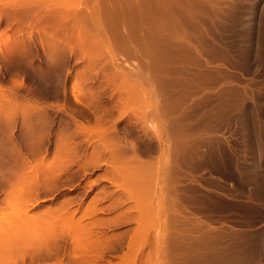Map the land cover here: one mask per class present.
Listing matches in <instances>:
<instances>
[{
	"label": "rangeland",
	"instance_id": "rangeland-1",
	"mask_svg": "<svg viewBox=\"0 0 264 264\" xmlns=\"http://www.w3.org/2000/svg\"><path fill=\"white\" fill-rule=\"evenodd\" d=\"M4 1L5 0H0V11H1L0 12V218H1L0 221L3 220L1 217L3 215L1 213L4 211V209L6 210L5 207L8 206L7 202H8V204H10L9 202H11V200H13L15 197L18 196V195L17 196L14 195L15 196L14 198H12V199L10 198V195H13L12 193H15V190L17 193L19 192V190L20 191L22 190L21 194H23V192H24V196L21 195L22 199L20 201H22L23 206H24V204H26L30 208V209H27V208H25V206L23 207L22 203L20 205L19 200L17 198H15L16 200L15 199L13 200L15 206L19 205L16 207L14 206L15 209L16 208L18 209L20 206H21V208H20L21 211L24 209L21 213L22 214L21 217H23V214H27V215L32 214V216L29 215L30 218L26 217L27 215L23 217V219L29 218V220H26V219L24 220L26 222L25 226L26 227L28 226L27 228L26 227L24 228L23 222L21 223L20 220L22 218L19 219L22 226L20 225V223H18V221L15 222V224L18 223L19 227L17 225H15L14 222H12L13 225L17 226L16 228H14L12 230L14 233V236H13L12 231L10 232V230L15 226L10 225L11 223L10 224L7 223L8 224L7 227L13 226L10 230L8 229L9 233H7L6 232L7 229L4 230L6 226L3 225V223L7 219L4 222L1 221L0 225L2 224L3 226H5L4 229L3 228L2 229L8 235L5 232L1 234V237L3 236V238H0V264H17V263H19V264H43V263L44 264H48V263L49 264H51V263L52 264H60L61 260L64 261V262L62 261L63 264H68V263L69 264H81V262L84 260V257H86L88 259H87V261L84 260V262H82L83 264H94L93 262L96 261V259H98L100 261L97 260L95 262V264H105V263L106 264H108V263L109 264H117L118 262L120 263L121 260L125 263L129 262L131 264H134V263H132V261L130 259L131 257L129 258L130 260L127 261L128 259L126 257H128V256H126V254L130 253V255H132L131 253L140 252L139 250L142 249L141 247H138V246L132 247V245H131V247H132L131 248L130 244H133V245L136 244V243H134L136 240L135 237H137L136 235L138 234V230H139L138 227L140 226V225L139 226L137 225L139 223L138 213L140 214V212H141V211H139L140 210L139 207H141V206L143 207L144 205H146L144 207H146L147 211H149L148 215L149 214L153 215V216H150V218L153 220L155 219L156 221L155 220L154 221L153 220L148 221V223L150 222V224L148 225L149 230L147 229V231H149L148 241L146 242L145 247L143 248V250H144L143 252L147 256L144 253L138 254V255H140V259L138 258L139 256L137 257L138 258V260H137L138 264L140 262H142L143 264H145L147 262H148L147 264H191V263H193V264H264V187H263L264 186V0H213V2H212L213 4H211V2L208 4L209 0H208V2H206L207 0L205 2L203 0L204 4L205 3L208 4V5L205 4V6L207 5L209 8L211 7V9H208L207 6H206L207 8L205 9L203 3H202L203 7H200V3L202 2L201 0H200L201 2L199 1L200 3L197 2V3H199V6L196 3V1L193 0L194 4H196L198 6V9L203 8L204 10L203 9L195 10L196 5L194 6L193 4H191V3H193L191 0H189V1L188 0H186V1L176 0L177 1L176 3H175V0H149V1L145 0L146 2L148 1V3L150 2V4H148V5H146V2L144 3V0H133L132 2L133 3L136 2L134 4H137L135 6V8H136L135 10H137V11L139 10V13H141L144 10L143 7H145V5L149 8V10H147L148 8L145 7V9L147 11H144V12L146 13L147 16H145L144 15L145 13L142 12V15L144 17H147L146 19L144 18L145 22L143 20L140 22H139V20H137L136 21V23H137L136 30L132 29L133 25H131L132 26L131 29L128 28L129 31L131 30L130 32L136 31L135 32L136 35L133 34L137 37L136 39H135V37L133 38V36H131L132 33L129 36L128 34H130V32L127 34L128 31L126 30L127 24H128V26H130V24H136L134 21L135 17L132 18L134 16V14H133V16H131V19L133 21L131 19H129L127 16H125L124 14H122V13H124L125 9H126V11H127V9H128V11H129V9L130 10L134 9V7H132L131 5H130L131 8L129 6H128V8L126 7L129 4V2H128L129 0H123V1L113 0L114 2L113 1L108 2V0L107 1L103 0L101 2L99 1L101 4L100 3L98 4V1L96 2L95 0H92V2L90 0H69V1L65 0L64 2H63V0L62 1L61 0H55V1L54 0H47V1L36 0L38 2L40 1V3H38L39 5H37V6L35 5L37 13L40 11L39 9H43L41 12H39L41 14L38 13L40 18L38 19V15L36 16L33 12L30 14L32 16L29 15L30 12L29 13L25 12L24 16H23V13L21 14L22 15V17H21L22 21L20 20V22H19L20 24H18V22H17V20L19 21L18 17H16L17 15L11 17L12 15L8 13V11L10 9L8 10V7H6L8 5L7 3H10L9 4L10 8L15 7L14 5H12V7H11L13 0H11V1L6 0V2H4ZM19 1H21V0H19ZM30 1H33V2H30ZM36 1L35 0H28V1L23 0V1H21L22 5H23L22 7L25 9L32 8L34 10V8H35L34 4L35 3L37 4ZM59 1L62 4L58 3ZM49 2H52L51 3L52 5ZM66 2H67V4H66ZM93 2H95V4ZM102 2H105V3H102ZM125 2H126V4H125ZM127 2H128V4H127ZM138 2L140 4L142 3L141 5H144V4L145 5L141 6ZM165 2H167L168 4H166ZM178 2H179V5L182 2L183 3L179 6L177 4ZM4 3H5V8H7V9H4V7H2ZM17 3L19 4L20 2H18V0H17ZM63 3H65L66 6H64L65 4L63 5ZM124 4L126 6H124ZM130 4H132L131 0H130ZM161 4H163V5H161ZM175 4L178 5V8L176 7ZM189 4H191V6L193 5L195 7L194 8L192 6V8H194L193 9L194 12L198 11L195 14H197V15L200 14V16L202 15L201 13H203V15L208 14L209 16H211V18H213V19H210V17L208 15H206L208 17V21L209 20H213V21L208 22L207 18L203 19L206 16L203 17V15H202L203 18L198 17V19H197L198 21H200L202 19V21H200L199 23H198V21L197 22L193 21L194 22L193 23L191 18H190V22H191V24H190L188 22L189 19H187V18L191 17V15L185 19V16L189 15L186 13V11H189V9H190L191 12H193ZM15 5L17 6L16 3H15ZM40 5L42 6V8ZM46 5L48 7L47 11H46ZM62 5H63V9H62ZM174 5L176 8L171 7ZM43 6L45 8H43ZM54 6H55V8H54ZM85 6H86V9H85ZM187 6H189V7H187ZM91 7H93L92 11H90ZM106 7L108 9L110 8L109 9L110 12H108ZM113 7H116V8L114 9ZM214 7H215V9H214ZM1 8H2V10H1ZM49 8H50V10H49ZM94 8H96V9H94ZM104 8H106L107 11H105ZM123 8H124V11L122 10V13L120 12L121 16L124 15L123 18H121L119 12H118L117 16H113L111 14V12L114 13L115 12L114 10H116V9H117L116 14H117V11H119V10L121 11V9H123ZM186 8L187 9L189 8V9L187 10ZM216 8H218V9H216ZM219 8H220V10H219ZM3 9H4V11L7 10V13L9 14V16H8V14L6 15V11L3 12ZM13 9H11L10 11H14ZM74 9H76V12H78V13H76ZM81 9H83V10L81 11ZM176 9H178V10H176ZM58 10L62 11L63 14ZM66 10L68 11L67 13H66ZM70 10H72V11H70ZM77 10H80V11H77ZM96 10L98 12H96ZM140 10H141V12H140ZM184 10H185V12H184ZM211 10L213 12H211ZM88 11L90 12V14ZM102 11H104V12H102ZM128 11L125 12V14L128 13ZM137 11L134 13L139 14ZM199 11H200V13H199ZM205 11H207L208 13ZM215 11H217V12H215ZM53 12H55V13H53ZM69 12H71L70 17L72 16L71 14L75 12V14H74V18L76 17L75 20H74L73 16L71 18L69 17V19H68ZM95 12L97 15L95 14ZM131 12H133V11L131 10ZM183 12L185 13V16H184ZM46 13H48V14H46ZM64 13H65V15H64ZM81 13H82V15H81ZM104 13L106 14L105 16H104ZM181 13L183 16H181ZM66 14H68V16ZM77 14H79V15H77ZM92 14L96 15V17L93 16ZM129 14H130V11H129ZM137 14H135V16ZM220 14H221V16H220ZM3 15H4V17H3ZM87 15H89V16L86 17ZM108 15H111V17L112 16L113 17L111 19H108V18H110ZM214 15L216 16V18ZM217 15L220 17H218ZM227 16L228 17L230 16V17L227 18ZM14 17H16V18L13 19ZM116 17L117 18L120 17V18L117 19ZM126 17H127V19L124 20V18H126ZM137 17H136V19H137ZM139 17H142V16L139 15ZM139 17H138V19H139ZM239 17H241L242 19ZM77 18H79V19H77ZM85 18L87 20H85ZM106 18H107V20H106ZM113 18H115V20ZM182 18H184V19L182 20ZM46 19H47V22H46ZM83 19H84L85 23L83 22ZM128 19H129V21H128ZM141 19H143V18H141ZM76 20L78 23L76 22ZM147 20H149V21H147ZM203 20H204V22H203ZM226 20H227V22H226ZM30 21H31V23H30ZM48 21H50V23ZM114 21H116V22L114 23ZM121 21H122V23H121ZM131 21L134 23H132ZM79 22H81V23H79ZM93 22H95V23H93ZM118 22L120 24H122V26H119ZM195 22H196V24H195ZM210 22H212V23H210ZM236 22H238V23H236ZM35 23L37 25H35ZM41 23H42V25H41ZM86 23L90 27L89 26L87 27ZM96 23H97V25H95ZM203 23H205L204 26H203ZM114 24H116V25H114ZM208 24H211L213 27L208 25ZM8 25H9V27H7ZM14 25H16V26H14ZM17 25H19V26L17 27ZM205 25H207V27ZM35 26H37V27H35ZM69 26H70V28H69ZM74 26H76V27L78 26L77 31H75L76 27H74ZM83 26L85 29L83 28ZM94 26H96V27H94ZM109 26H110V28H111V26L113 28L115 27L116 29L114 28V30H117V28H119V29L122 28V29L121 30L118 29L119 31H117L118 32L117 33L116 31L112 30L113 28L110 29ZM97 27H98V29H96ZM44 28H47V29H44ZM87 28H94V30L96 29L95 30L96 32H94L93 29H87ZM107 28H108V32L110 31V33L107 32V30H106ZM123 28H126V29H123ZM197 28H198V30H197ZM199 28H201V29L199 30ZM4 29H5V31H4ZM146 29L147 30L151 29L152 32H151V30L147 31ZM243 29H245V30H243ZM13 30H15V31H13ZM28 30H30L31 32ZM48 30H50V31H48ZM67 30L69 31V33ZM88 30L89 31L91 30V31L89 32ZM57 31H58V33H57ZM65 31H67V32H65ZM99 31H100V33H105L106 35L104 34V36H103V34H100ZM121 31H125L126 35L123 33L125 35L124 36L122 33H120ZM140 31H142V33H140ZM7 32L10 34L6 35V34H8ZM18 32H20V33H18ZM70 32H72V33H70ZM86 32H88V34ZM91 32H92V34H91ZM75 33L77 35H75ZM93 33L94 34L98 33L100 36L96 35V34H95V36H93ZM119 33H120V35H119ZM145 33H146V35H145ZM209 33H211V34H209ZM219 33H221V34H219ZM14 34H16V35H14ZM194 34H196V35H194ZM200 34L202 36V39H201ZM19 35H20V37H19ZM78 35H81V37ZM89 35H91L92 37ZM127 35L130 38H132L131 40L135 39L136 44L133 41H132L133 43L130 42L129 37H127ZM8 36H9V39L11 42H13V41L15 42V40H16L17 42H15V43H17L18 45L15 44L14 42H13L14 44L9 45L11 42L6 41V37L8 39ZM12 36L14 39L12 38ZM106 36L108 38H105ZM116 36H117V38H116ZM119 36L121 38H119ZM138 36H140L141 38H139ZM72 37H74V38H72ZM87 37L88 38L90 37L91 40H90V38L88 40ZM109 37H111V39ZM114 37H115V39H114ZM124 37H126V39H123ZM148 37H149V39H148ZM79 38L80 39L82 38V39L80 40ZM85 38H87V39H85ZM169 38H171V39H169ZM174 38H175V40H174ZM92 39H93V41H92ZM96 39L97 40L99 39V41H97L98 43H96ZM105 39H106V41L109 39L108 40L109 43L107 42L108 46H106V44H105V42H106ZM112 39H113V41H112ZM121 39H123L122 42H121ZM157 39H159V40H157ZM161 39H163V40L161 41ZM168 39H169V41H167ZM192 39H194V40H192ZM29 40L31 43L29 42ZM100 40H101V42H100ZM102 40L104 41L105 45H103ZM125 40L127 42H125ZM24 41H26V43ZM63 41H64V44L62 43ZM85 41H87V42H85ZM205 41H207V42H205ZM211 41L214 43H212ZM7 42H8V44H6ZM20 42L22 43V45L20 44ZM76 42H78V44ZM128 42H129V44H126ZM137 42H139V43L137 44ZM187 42H189V43L187 44ZM218 42L220 43V45ZM57 43H58V45H56ZM61 43L63 46L61 45ZM92 43L94 45H96V44L101 45L102 44L101 46H103V47L100 46L101 47L100 48L98 45H96L93 48ZM140 43L141 44L143 43V44L141 45ZM158 43H161V44H158ZM190 43L192 45L195 44L196 47L199 46L198 48L200 50L201 49L202 50L201 51L199 49H198L199 51L196 50L197 48L195 46L192 47V45ZM197 43H198V45H197ZM68 44H69V46H68ZM148 44H149V46H150V44H152L153 45V46L151 45L152 48H150L151 46L148 47ZM170 44H171V46H170ZM202 44H204V45H202ZM15 45H16V47H15ZM66 45L68 46L67 47L68 49L66 48ZM82 45H84L83 48H86L87 50L83 49ZM87 45H89V47H87ZM176 45H178V46H176ZM188 45H190L191 48L195 49L197 52L195 53V51L193 52V50L192 51L188 50L189 49V48L187 49ZM11 46H12V48H11ZM30 46H32V47H30ZM122 46H123V48H122ZM126 46H128V48ZM180 46H182V47H180ZM6 47H7V50L9 48H11V50L9 49L7 51ZM61 47H63V48H61ZM96 47L99 49L97 50ZM120 47L122 49H120ZM137 47L139 49H142V48L143 49L140 51ZM200 47H202V48H200ZM220 47H222V49H220ZM79 48H81L82 50ZM145 48H148V49H145ZM179 48H180V50H179ZM181 48H183V50H181ZM20 49L21 50L24 49V51L23 50L21 51ZM66 49H67V51H66ZM69 49H71V50H69ZM130 49L133 51V52L131 51L132 53H131L130 57L131 58L133 56L135 57L137 54L139 58L138 57H135V58H137V60L142 59V60H139L140 63L138 61L136 62V59H133L134 57L132 58L133 60H131V58L130 59L127 58L130 55L129 54ZM176 49L179 52L182 51L181 52L182 54L179 53V54H181L180 56L183 57L182 62L179 63V65H181L180 66L181 72L185 68H187L182 73L177 72V70L174 71L175 72L174 76H176L178 73V75L181 78L178 75H177V77L180 80L182 79L181 82L179 81V79L177 81H173L174 78H175V80L177 79V77L173 76L174 72L171 71L172 72L171 73L168 70H166V68L168 69V66H169L168 64H170L169 61L171 62V60H169L171 58V52H172V55L173 54H176V56L179 55V54H177L178 51ZM205 49H207V50H205ZM223 49H224V51H223ZM106 50H108V51H106ZM146 50L147 51L149 50V51L147 53L146 52L143 53ZM150 50H151V52H150ZM165 50H167V51H165ZM186 50H188V52ZM215 50H219V51L216 52ZM18 51H19V53L17 54L16 52H18ZM61 51H62V53H61ZM86 51H87V53L85 54L84 52H86ZM91 51H93L94 54H92L93 52H91ZM173 51L176 53H174ZM184 51H186V52H184ZM20 52H21V54H20ZM192 52L197 54V56H199L200 53L206 54V55L201 54L204 57L200 56L199 60L200 59L203 60V58H205L204 59L206 61L205 63H207V60L209 59L208 62L210 64L208 63V66L203 64L204 60H203V62H200L201 64L197 60L195 62V60L192 58V56H194V54L192 55ZM76 53L79 55H77ZM134 53H135V55H134ZM141 54L142 55L144 54V56H142ZM154 54L156 55V57L152 59V57H154L153 56ZM184 54L186 55V57ZM219 54L222 57H220ZM54 55H55V57H54ZM62 55H63V58H61ZM93 55H95V56H93ZM97 55H98V57H96ZM106 55H108L110 57H108ZM139 55H141L142 57H145L146 59L142 58ZM49 56H51L52 58ZM160 56H162V57H160ZM163 56L165 58H163ZM167 56H169V57H167ZM174 56H172V58H175ZM225 56L229 60H227ZM75 57H77L78 59ZM104 57L105 58L107 57V58L105 59ZM224 57H225V59H224ZM160 58L162 61L160 60ZM184 58H187V59H185V61H184ZM188 58H190V59H188ZM154 59L156 61H154ZM163 59H166V60H163ZM221 59H223V60H221ZM151 60H152V62H150ZM90 61H92V62H90ZM105 61H108V62H105ZM122 61H124V62H122ZM128 61H129V63H128ZM144 61H146V62H144ZM165 61H166V63H165ZM192 61L194 62L195 66L193 65ZM58 62H59V64H58ZM83 62H84V64H83ZM104 62H105V64H104ZM135 62H136V64H135ZM147 62H149V63H147ZM154 62H156V63H154ZM162 62H163V64H162ZM229 62H230V64H229ZM64 63H65V65H64ZM92 63H94V64H92ZM133 63H134V65H132ZM150 63H152V66ZM197 63H199L200 65H197ZM69 64H70V66H69ZM87 64H88V66L86 67ZM186 64L189 65L190 68L187 67ZM96 65L98 67H96ZM105 65H108L109 69L106 68L107 66H105ZM120 65L121 66L123 65L124 67L122 66L123 67L122 68ZM135 65L138 67V68L135 67V69L137 68L136 72L134 69ZM182 65H183V67H182ZM77 66H78V68H77ZM102 66H105V67H102ZM130 66H132L133 68H130ZM153 66L156 67V69ZM198 66H199V69H197ZM82 67H84V68H82ZM195 67H196V69H195ZM206 67L208 68V70ZM86 68H88V69H86ZM97 68H98V70H97ZM116 68H117V70H116ZM220 68H222V69H220ZM62 69H63V71H62ZM110 69H111L112 73L110 72ZM138 69L140 70V73H139ZM152 69L154 72L152 71ZM163 69H164V72H163ZM217 69H219V70H217ZM94 70H96L95 71L96 74H95ZM99 70H101V72H99ZM189 70H191V71H189ZM212 70H214V72H212ZM221 70H222V72H221ZM223 70H225V71H223ZM78 71L80 72V74H77ZM88 71H90V72H88ZM121 71H122V73H121ZM131 71H132V73H131ZM156 71H158V73H156ZM159 71L161 73H159ZM165 71H168V73H166ZM85 72H86V74H85ZM115 72H117V74L114 75ZM123 72L126 73L127 78L124 77L125 74ZM137 72L139 75L143 74L142 75L143 77L141 75L140 76L138 75L139 78L142 77L141 79H139L137 77V75H136ZM146 72L147 73L149 72L148 73L149 76ZM195 72H196V74H195ZM207 72L209 75H207ZM217 72H218V74H217ZM223 72L224 73L226 72V73L222 74ZM91 73L93 74V76ZM155 73H156V75H155ZM215 73L220 77H217V75ZM119 74H120V77H119ZM157 74H158V76L162 75L163 77L162 76L157 77ZM166 74H168V77ZM170 74H172V75H170ZM193 74H195V75H193ZM88 75L89 76L91 75V76L89 77ZM187 75L188 76L190 75L189 78ZM196 75L198 77L200 76L199 77L200 79L197 78ZM80 76H82V77H80ZM94 76H95V78H94ZM113 76H115V78ZM146 76L150 77V79H149L150 81L148 80V78L146 79ZM183 76H184V78H183ZM194 76L196 78H194ZM209 76H211V77H209ZM77 77L79 78V82L77 81L78 80ZM108 77L110 78L109 80H108ZM121 77L123 79L124 78L125 79L123 80ZM204 77L206 78V81H205ZM224 77H225V79H223ZM87 78H89V79H87ZM117 78H118V81H116ZM132 78L135 79V81L132 80ZM151 78H152V80H151ZM169 78H170V80H168ZM192 78H194L193 82L191 80ZM84 79H86V80L84 81ZM99 79L100 80L103 79V80H101V82H100ZM128 79H130L131 81H126ZM202 80H204V81H202ZM212 80L216 81V82H213ZM83 81H84V83H83ZM160 81H163V82L161 83ZM164 81L167 84H165ZM178 81L180 84L177 83ZM107 82H108V84H106ZM112 82L115 83L116 85L113 84ZM123 82L125 84L127 82L128 83L125 85ZM135 82H136V85H138L137 87L135 86ZM198 82H200V83H198ZM103 83H104V86H103ZM132 83L134 84V87L132 86L133 85ZM163 83L165 84L167 89L164 88L165 86ZM190 83H192V84H190ZM162 84L164 86L162 88L163 90L161 89ZM174 84L176 86H174ZM187 84H189V87ZM210 84H211V86H210ZM123 85H125V86H123ZM159 85H161V86H159ZM195 85H197L196 86L197 88L195 87ZM198 85L202 86V87H198ZM212 85H214V87ZM99 86L102 88H100ZM113 87H114V89H113ZM116 87H118V89ZM127 87L129 89H127ZM122 88H125V89H122ZM130 88H131V90H130ZM133 88L135 89V91L137 88V91H139V93H136L137 91L136 92L133 91L134 90ZM138 88H140L141 90ZM159 88H160V90H162V92H159L160 91ZM174 88H175V90L173 91L172 89H174ZM193 88L197 89V90H194V93L192 91V93H193V94L191 93L192 96L187 95L185 97V94L186 93L188 94V91L193 90ZM105 89L107 90L106 92H109V93H106ZM120 89L123 92L120 91ZM144 89H145V91H144ZM170 89H171V92H170ZM184 89H185V91H184ZM202 89H204V90H202ZM207 89H209V90H207ZM176 90L177 91L179 90L181 93L180 92L175 93ZM212 90H214V91H212ZM82 91H84V93L85 92L86 93L84 94ZM98 91L101 92L103 95L101 93H99ZM113 91H114V93H113ZM119 91L121 94L119 93ZM129 91L132 94L129 93ZM141 91H142V93H141ZM167 91H168L169 95H172L174 92L175 94L172 95L174 97H172V96L169 97V95L166 96L165 94H168ZM196 91L198 93H196ZM204 91H207V92L204 93ZM209 91H210V93L212 91V93L210 94ZM126 92H127L128 96L127 95L125 96ZM80 93H81V95H80ZM140 93L142 95H140ZM177 93L180 94L181 98L184 95L185 99H184V97L182 99H180V97L178 98ZM202 93H204L206 95H204ZM93 94H94V97L90 96ZM189 94H190V92H189ZM207 94H209V95H207ZM111 95H113V96H111ZM134 95H136V96H134ZM211 95L213 98L211 97ZM85 96H88V97H86L87 99L85 98ZM141 96H142V98H141ZM96 97L99 99H97ZM113 97H114V99H113ZM154 97H155V99H154ZM156 97H158V99L160 98V100L162 101L163 104L160 102V100L156 99ZM171 97L173 99H175V97L178 99H175L174 102H172L173 100H171L172 99ZM195 97H197V98H195ZM204 97H206V98H204ZM120 98H122L123 100ZM131 98H135V99H131ZM201 98L203 99V101ZM208 98H210V101H208ZM127 99H129L128 102L126 101ZM162 99H164V100H162ZM224 99L226 101H224ZM227 99H228V101H227ZM157 100L159 102H157ZM184 100H186V101H184ZM122 101H124V102H122ZM175 101H177V102H175ZM171 102L173 104H171ZM183 102H184V104H183ZM202 102H203V104H202ZM206 102H208V104L204 105ZM209 102H212V103H209ZM225 102L227 103V105ZM169 104L172 105L170 108H169V106H170ZM181 104H183L185 108ZM163 105H165V106H163ZM185 105H187V106H185ZM190 105L192 108L190 107ZM196 105H197L198 109L196 108ZM157 106H158L157 112L159 111L158 113L156 112V110L154 108ZM186 107L188 109H186ZM202 107H203V109H202ZM223 107H225V108L227 107V108L225 109ZM80 108H81V110H80ZM193 108H194V111H193ZM208 108H210L212 110L209 109V111H208ZM84 109H86L85 112H84ZM93 110H94V112H93ZM118 110L121 112L119 113ZM123 110H124V112H123ZM200 110H201V112H200ZM214 110H217V111H214ZM174 111H176L177 113L176 112L174 113ZM170 112H172V113H170ZM178 112H180V113H178ZM165 113H166V115H165ZM183 113H185V114H183ZM89 114H90V116H89ZM103 114H105V115H103ZM200 114H201V117H200ZM207 114H209V115L207 116ZM179 116L180 117L182 116V117L180 118ZM189 116H191V117H189ZM102 117H103V119H102ZM197 117H198V119H197ZM213 118L214 119L217 118V119L214 120ZM190 119L192 120L193 123L191 122ZM202 120H204V121L202 122ZM76 122L78 123V125ZM178 122H179V124H178ZM182 122L185 124H183ZM212 122H214V124ZM92 123L95 126H93ZM173 123H175V124L177 123L181 128L177 127V128H175L176 130L173 129L174 127L177 126V125L173 126L172 125ZM156 124H157V126H156ZM180 124H182L183 126ZM161 125H162V127H161L162 130L159 128ZM215 125H217V126H215ZM80 126H82V127L78 130V128ZM209 126H211V127H209ZM156 127H158L159 132H158V129ZM197 127H199V128H197ZM207 127H209L210 129ZM212 127H214V128H212ZM104 128L106 130H104ZM185 128H186V130H185ZM195 128H197V129H195ZM98 129H99V131H98ZM89 130H90V132H88V134L89 133L90 134L88 135L87 131H89ZM174 130L176 131V133ZM179 130L182 132H179ZM80 131H82V132H80ZM95 131H97V133H93ZM171 131H174V134ZM196 131H197V133H196ZM201 131H203V132H201ZM102 132H104L105 135ZM170 132H171V134H170ZM185 132H187V134ZM114 133H116V134H114ZM184 133H185V135H184ZM107 134H109V135H107ZM176 134H178V135H176ZM93 135H96V136H93ZM97 136L100 138H98ZM118 136H119V139H118ZM91 138H94L95 140L91 139ZM96 138H98V139H96ZM109 139L111 142L109 141ZM88 141H89V143H88ZM114 141H115V143H113ZM120 141L123 143H120ZM106 142H109V143H106ZM128 142L129 143L131 142V143L129 144ZM90 143H91V145H90ZM109 144H111V145H109ZM74 145H76V146H74ZM76 148H77V150H76ZM128 149H130V150H128ZM71 151H72V153H71ZM100 152H102V153H100ZM81 153H83V154H81ZM119 153H121V154L119 155ZM129 153L132 155H130ZM125 155H127V156H125ZM76 156H79V158ZM87 159H88V161L92 160V162L89 161L90 165L87 164L88 163ZM93 161H96V162L98 161V162L94 163ZM71 163H73V164H71ZM81 163H83L84 166L86 165L85 168H84V166H82ZM116 164H117V166H116ZM112 168H114V169H112ZM134 168L136 171H134ZM145 168L146 169L149 168L150 170L148 169V171H150L151 173L148 172ZM116 169H118V171ZM143 169H144V171H143ZM35 170H37L39 173ZM119 170H122V171H119ZM141 170L143 171L142 173H141ZM72 171H74V173ZM127 171H128V173H132L131 176H130V174L127 173ZM145 171H147V173H149V174H147ZM125 173H127V175ZM139 173L141 175L143 174V176H140ZM116 176L117 177L119 176V177L117 179H115ZM20 177H21V179H20ZM75 178H77V179H75ZM132 178H133V181L130 182L132 180ZM110 179H114L115 182L113 180H112L113 181L112 182ZM138 180L140 182L142 181V183L140 184V182ZM118 182H120L121 185L119 183V186H118V184H117ZM148 182H151V184L150 183L148 184ZM143 183L144 184L146 183V184L144 185ZM85 184H86V186H85ZM12 185H14V186H12ZM122 185L124 186V189H123ZM15 186L16 187L19 186V188L18 187L16 188ZM145 186H146V188H145ZM126 187H127V189H126ZM20 188H22V189H20ZM130 188H132V189H130ZM142 188H143V190H141ZM11 189H13V191L9 192ZM144 189L146 191H144ZM147 189H148V191H147ZM97 190H98V192H96ZM99 190H101V191H99ZM139 190H141V191H139ZM150 190L152 192H150ZM121 191H123V192H121ZM126 191H128V192H126ZM111 192H112V194H111ZM106 193L108 194L107 196H106ZM142 193L144 195H142ZM18 194H20V193H18ZM94 194H95V196H94ZM8 195H9V197H8ZM74 195H76V196H74ZM103 195H104V197H103ZM21 196H20V198H21ZM70 196H71V198H70ZM77 196H80V197H77ZM93 197H94V199H93L94 204L92 205V203H93L92 198ZM152 197L154 198V200ZM6 198H10V199H7V201H6ZM76 198H78V199H76ZM95 198L97 199L96 202H95ZM133 198H134V200L139 201L140 204H139V202L134 201ZM100 199H102V200H100ZM113 199H114V201H113ZM140 199H141V201H140ZM151 199L154 201V204H156V206L153 204ZM121 200L123 201V203ZM157 200H158V202H157ZM15 201H17V204L15 203ZM90 201H92V202H90ZM148 201L149 202L151 201V202L149 203ZM87 202H89V203L87 204ZM109 202H111V203H109ZM118 202H120L119 204L121 206L118 204ZM142 202H144L143 205H142ZM103 203L105 204V206L102 205ZM147 203H148V205H147ZM62 204H64V205H62ZM108 204H109V206H108ZM66 205L69 207V209H72V210L78 208L77 217H80L81 215H83L85 213L84 211H85L86 207H88V206L89 207L93 206V208H91V210L96 209V210H94V212H91L92 216L85 217V219H87L89 221V219L92 220L96 217L94 219L95 221L97 220V218H98V220H100V222L98 220L96 221V222H99V225H93V228H92V229H94L93 230L94 232L96 229H98V230H96L95 233L91 232L92 234L94 233V235H96V236L92 235L91 233H90V235H92L94 238L97 237V239L95 238L96 240H99L98 238H100V240H101V238H103L104 240L103 241L101 240V242H102L101 245H99L100 242L97 245L96 243L98 241H96V240L94 241V243L96 242L95 243L96 245L87 244L89 247L87 246L88 248L85 249L86 250L85 253H84V251H82L83 252L82 253L80 250H78L79 253H82L85 256L82 255V257H81L80 254L77 253V251H75V250L79 249V247L76 248V245L73 246L72 241L70 240L71 238L67 234L68 233L67 231H65V233H66L65 235H67V237L62 236L63 232L62 233L60 232L62 230L61 229L62 226L60 224H58V225L61 227H58V228H60L61 230L58 229L59 230L58 233L60 232L59 234L62 236L61 237L62 239L59 240L61 243L59 241H56L60 237V235H58L59 237L57 235H56V237H55V235H53V233L55 234V231L57 233L56 227L54 226V224H56V222L54 221L55 219L50 220V216H52L50 214L53 212V209H52V211L49 212L50 214L47 213V209L50 210L51 208H53V207L56 208L58 206L60 208H62V206L67 207ZM94 205L96 207H94ZM111 205L112 206L117 205V207L116 206L112 207ZM138 205H139V207L137 209ZM2 206H4V208ZM48 206L51 208H49ZM99 206L104 208V209L101 208V212L100 211L96 212V211H98V209L100 210ZM106 206L107 207L111 206L110 207L111 209L107 208ZM1 207L3 208L2 210H1ZM89 207H88V209H90ZM97 207H99V208L97 209ZM150 207H152V208H150ZM112 208H114V209H112ZM25 209H26V212H24ZM146 209H145V211H146ZM150 209H151V211H150ZM27 210L31 213H29ZM44 211H46V215L49 214V218L47 216H45L48 221L45 218H43L44 217L43 214L45 213ZM54 211H55V209H54ZM82 211L84 213H81ZM142 211H144V209ZM7 212H4L6 214L3 213L4 216H8V218H11L13 220L12 217H9V215L13 216V214L7 215ZM36 212L38 214L34 215ZM126 212H128L127 213L128 215L126 214ZM93 214L94 215L96 214L97 216L96 215L94 216ZM135 214H137V215H135ZM15 215L18 216V211L16 214H14V216ZM39 215H43V216H39ZM112 215H114V216H112ZM4 216H3V218L5 219L6 217H4ZM38 216H39V218H38ZM99 216H101L102 219ZM139 216L141 217V214ZM33 217L35 219L37 218L38 220L41 217V220H42V218L45 220H43L44 222L42 221V224H41V221H37V219H36V221L34 223L35 219ZM116 217L118 218V220ZM14 218H16V217H14ZM17 218H19V217H17ZM17 218L14 220H17ZM148 218H149V216H148ZM23 219H22V221H23ZM30 219L33 221H30ZM103 220H104V222H102ZM108 220H110V221H108ZM115 221L117 223H115ZM6 222L4 224H6ZM32 222L35 226H38V227H39L38 223H40L41 226L39 228L36 227L37 231H40V232H36V230L34 228L35 226L32 225ZM45 222L48 225H46ZM51 222H52L53 226H52ZM43 223H44V225H46L47 227H50V228L49 229L46 228V226H44ZM113 223H115V224H113ZM29 224H31V225H29ZM2 225H1V227H3ZM29 226H31V227H29ZM136 226H138V227H136ZM21 227H23V229H21ZM41 227H43L44 229H48L50 231L41 229ZM53 227H54V229H53ZM135 227L138 229H136ZM15 229L16 230L18 229V230L15 231ZM43 230H44V232H43ZM51 230H52L53 236L49 234L51 232ZM63 230H66V229H63ZM3 231H1V232H3ZM133 231L136 232V235H135V232H133ZM45 232H49V233H45ZM20 233L22 234V236H20L21 235ZM32 233H33V235H30ZM10 234H11V236H10ZM24 234H27V235L24 236ZM114 234H116V235L113 236ZM97 235L101 236V237H98ZM120 235H121V237H120ZM39 236H41V237L39 238ZM45 236H47V238ZM44 237H45V239H43ZM52 237H54L56 239H54ZM89 237L91 238V236H89ZM149 237H151V238H149ZM5 238L7 239V241H8V238H10L8 241L9 243L6 242V240H4ZM67 238H70V239H67ZM132 238H133V240H132ZM17 239H18V241H16ZM108 239L111 241V243H109L110 241L108 242ZM13 240H15V241L13 242ZM10 241H12V243ZM129 241H131V242L133 241V243H130ZM55 242H58L59 244L57 243L58 245H56ZM92 243L93 242H91V244ZM23 244H25V245H23ZM61 244H62V246H59ZM115 244H117V245L115 246ZM95 246H97V247H95ZM98 246H99V248H98ZM101 246L102 247L104 246V247L101 249ZM106 246H110V247L106 248ZM56 247H57V250H56ZM112 248H115L116 250L112 249ZM133 248H134V250H132ZM45 249L46 250L49 249V251H48L49 253L44 254L45 252H47ZM69 249L71 250L70 251L71 253L70 252L68 253ZM88 249L90 251H88ZM41 250H44L43 253H40V252H42ZM98 250H100V251H98ZM50 251H53L51 254L52 257L50 256ZM93 251H94V253H93ZM126 251H127V253H126ZM28 252H29V254H28ZM38 252L40 253V255H38L39 254ZM88 252H89V254H88ZM34 253H36L37 256ZM90 253L92 254V257H91ZM24 254H26V255H24ZM30 254H34V256L33 255L31 256ZM42 254H44V255L42 256ZM47 254H49V256H48L49 258H47ZM74 255H76L77 257H75ZM120 255L123 257L126 256L125 259L123 258L124 259L123 260ZM141 255H142V257H141ZM148 255H150V256H148ZM72 256H74L75 258ZM93 256H95V257H93ZM97 256L100 258H98ZM23 257L26 259H23ZM21 258L24 260V262L21 260L22 263L19 260ZM78 258L80 259V262L77 261ZM89 258H91V259H89ZM93 258H95V260H93ZM144 258H147V260ZM117 259H118V261H115ZM90 260H92L91 263H90ZM132 260L134 261V257ZM145 260L147 262H145ZM88 261H89V263H88ZM45 262H47V263H45ZM112 262H114V263H112ZM123 262L121 264H125Z\"/></svg>",
	"mask_w": 264,
	"mask_h": 264
},
{
	"label": "bare ground",
	"instance_id": "bare-ground-1",
	"mask_svg": "<svg viewBox=\"0 0 264 264\" xmlns=\"http://www.w3.org/2000/svg\"><path fill=\"white\" fill-rule=\"evenodd\" d=\"M7 1H8V0H7ZM10 1H11V0H10ZM10 1H9V2H10ZM15 1H16V2H15ZM21 1H23V0H21ZM21 1L18 0V2H20V3L18 4V3H17V0H13V2H12V4H11V7H12V5H14L15 7H12V8L9 7V6H10V5H9L10 3H7L8 5L6 4V5H7L6 7H8V10H9V9L11 10V9L14 8V9H13L14 11H10V10H9L8 13L12 15L11 17L17 15L16 17H18V19H19V21L16 19L17 22H18V24H20V23H19L20 20L22 21V18H21V17H22V15H21L22 13H23V16H24V15H25V12H26V13H29V12H30L29 15L33 12V13L37 16L38 13L41 12V11L43 10V9H39L40 11L38 10L39 12L37 13V10H36L35 5H36V6L39 5L38 3H40V1L38 2V1L35 0V1L37 2V4H36V3H35V4L33 3V4H34V7H35L34 10H33L32 8H30V9H25V8H23V7H22L23 5H22V2H21ZM26 1H28V0H26ZM45 1H47V0H45ZM54 1H55V0H54ZM61 1H62V0H61ZM64 1H65V0H63V2H64ZM68 1H69V0H68ZM90 1L92 2V0H90ZM95 1H96V2L98 1V4H99V3H100L101 1H103V0H95ZM99 1H100V2H99ZM105 1H107V0H105ZM110 1H113V0H108V2H110ZM117 1H118V0H117ZM117 1H116V2H117ZM121 1H123V0H121ZM132 1H133V0H131V3H132V4H130V0H129V1H128L129 4H128V2H127V4H128L127 6L125 5L126 2H125V4H124V6H126L127 8H128V6L130 7V5H131L132 7H134V9H131L133 12H131V10L129 9L130 14H129L128 9H127L128 13L125 14V12H127V11H126V9H125V11H124V8L121 9V11H120V10L117 11V14H116V10H117V9L114 10V11H115V12H114L115 14L112 13V12H111V14H112L113 16H117V15H118V12H119V14H120V16H121V13H122V10H123L124 13H122V14H124L125 16H127L129 19H131V16H133V14H134V16H133L132 18L135 17V19H136L137 16L139 17V15L142 16V17H139V19H138V17H137L136 20L134 19L135 23H136L137 20H139V22L142 21V20L145 22V19H146L147 17H144V16L142 15V12L149 10V8L146 6V5L150 4V2L148 3L149 0H148L147 2L144 0V3L146 2V5H145V4H144V5H145V7H147L148 9L146 10L145 7H143L144 10L142 9V10H143L142 12H141V10H140L141 13H139V10H138V11L135 10V9H136L135 6H136L137 4H134V3H136V2L133 3ZM179 1H181V0H179ZM184 1H186V0H184ZM188 1H189V0H188ZM191 1L193 2V0H191ZM195 1H196V3H197V2H199L200 0H198V1L195 0ZM201 1H202V2H201ZM201 1H200L201 3L199 2V3H200V7H203V5H204L205 9L208 7L207 5H208L210 2H211V4H213V3H212L213 0H211V1L209 0V2H208V0H207V1L204 0V2H205V1L208 2V4L205 3V4H207V5H206L207 7H206L205 4H204V2H203V0H201ZM4 2H6V0H5ZM30 2H33V1H30ZM113 2H114V1H113ZM140 2H141V1H140ZM161 2H162V1H161ZM171 2H172V1H171ZM171 2H170V3H171ZM173 2H174V1H173ZM176 2H177V1L175 0V3H176ZM239 2H240V1H239ZM13 3H14V4H13ZM15 3L17 4V6L15 5ZM42 3H43V2H42ZM44 3H45V2H44ZM49 3L51 4L52 2H49ZM49 3H48V4H49ZM54 3H55V2H54ZM58 3H61V2L59 1ZM93 3L95 4V2H93ZM102 3H105V2H102ZM138 3H139V2H138ZM165 3L168 4L167 2H165ZM180 3H181V2H180ZM182 3H183V2H182ZM182 3H181V4H182ZM185 3H186V2H185ZM199 3H197L198 6H199ZM202 3H203V5H202ZM55 4H56V3H55ZM55 4H54V5H55ZM61 4H62V3H61ZM64 4H65V3H63V5H64ZM66 4H67V2H66ZM66 4H65L64 6H66ZM100 4H101V3H100ZM113 4H114V3H113ZM113 4H112V5H113ZM133 4H134V5H133ZM139 4H140V3H139ZM141 4H142V3H141ZM141 4H140V5H141ZM159 4H160V3H159ZM172 4H173V3H172ZM172 4H171V5H172ZM177 4L179 5V2H178ZM177 4H175V5H176V7L178 8V5H177ZM181 4H180V5H181ZM191 4H193L194 6L196 5V4H194V2L191 3ZM191 4H189V5H190V7H191V9H192L193 12H191V10H190L189 8H188L189 11H186V13L189 14V15L185 16V13H184L185 10H186L187 8H186V9L184 10V12H183V13H184V16H185V19H186L188 16L191 15V17L187 18V19H189L188 22H189L190 24H191V22H190V18H191L192 22H193V21H196V22H197V21H198V20H197L198 17H199V18H200V17L203 18L204 16L208 15V14L203 15V13H201V14L203 15V17H202V15L200 16V14H199V15L195 14V13H197L198 11H197V12H196V11L194 12L193 9L196 7L195 10H197V9H198V6L196 5V6L194 7V6L192 5V6L194 7V8H192ZM249 4H250V3H249ZM41 5H42V4H41ZM41 5H40V6H41ZM51 5H52V4H51ZM56 5H57V4H56ZM63 5H62V9H63ZM120 5H121V4H120ZM122 5H123V4H122ZM144 5H141V6H144ZM161 5H163V4H161ZM175 5H174V6H171V7L176 8ZM180 5H179V6H180ZM183 5H184V4H183ZM218 5H219V4H218ZM225 5H226V4H225ZM59 6H60V5H59ZM59 6H58V7H59ZM88 6H89V5H88ZM107 6H108V5H107ZM110 6H111V5H110ZM141 6H140V7H141ZM220 6H221V5H220ZM226 6H227V5H226ZM231 6H232V5H231ZM233 6H234V5H233ZM235 6H236V5H235ZM237 6H238V5H237ZM247 6H248V5H247ZM2 7H4V9H7V8H5V3L3 4ZM56 7H57V6H56ZM89 7H90V6H89ZM111 7H112V6H111ZM149 7H150V6H149ZM168 7H169V6H168ZM171 7H170V8H171ZM187 7H189V6H187ZM200 7H199V8H200ZM218 7H219V6H218ZM239 7H240V6H239ZM41 8H42V6H41ZM43 8H45V7L43 6ZM54 8H55V6H54ZM92 8H93V7H91L90 11H92ZM106 8H107V7H106ZM106 8H104L105 11L108 10V12H110V11H109L110 8H109V9L107 8V10H106ZM113 8L115 9L116 7H113ZM118 8H119V7H118ZM130 8H131V7H130ZM166 8H167V7H166ZM228 8H229V7H228ZM237 8H238V7H237ZM4 9H3V12L6 11V15H7V14H8V13H7V10L4 11ZM47 9H48V7H47V5H46V11H47ZM66 9H67V8H66ZM68 9H69V8H68ZM85 9H86V6H85ZM94 9H96V8H94ZM94 9H93V10H94ZM137 9H138V8H137ZM188 9H187V10H188ZM201 9H203V8H200V9H198V10H201ZM208 9H211V7H210V8L208 7ZM208 9H207V10H208ZM214 9H215V7H214ZM216 9H218V8H216ZM242 9H243V8H242ZM1 10H2V8H1ZM49 10H50V8H49ZM54 10H55V9H54ZM74 10H75V12H76V9H74ZM74 10H73V11H74ZM82 10H83V9H81V11H82ZM134 10H135V11H134ZM164 10H165V9H164ZM176 10H178V9H176ZM203 10H204V9H203ZM219 10H220V8H219ZM222 10H223V9H222ZM222 10H221V11H222ZM224 10H225V9H224ZM239 10H240V9H239ZM58 11H60V10H58ZM70 11H72V10H70ZM77 11H80V10H77ZM136 11H137L139 14L134 13V12H136ZM182 11H183V10H182ZM208 11H209V10H208ZM0 12H1V11H0ZM51 12H52V11H51ZM60 12L63 14L62 11H60ZM60 12H59V13H60ZM67 12H68V11L66 10V13H67ZM75 12L71 14V15L73 16V18H74V14H75ZM83 12H84V11H83ZM88 12H89V11H88ZM88 12H87V13H88ZM93 12H94V11H93ZM96 12H98V11L96 10ZM96 12H95V14H96ZM102 12H104V11H102ZM120 12H121V13H120ZM188 12H189V13H188ZM190 12H191V13H190ZM205 12H207V11H205ZM211 12H213V11L211 10ZM215 12H217V11H215ZM230 12H231V11H230ZM234 12H235V11H234ZM254 12H255V11H254ZM36 13H37V14H36ZM53 13H55V12H53ZM70 13H71V12H69V16H68V14H66V15L68 16V19H69V17H70ZM76 13H78V12H76ZM100 13H101V12H100ZM105 13H106V12H105ZM105 13H104V16L106 15ZM144 13H145V12H144ZM199 13H200V11H199ZM207 13H208V12H207ZM219 13H220V12H219ZM227 13H228V12H227ZM240 13H241V12H240ZM9 14H8V16H9ZM34 14H33V15H34ZM39 14H41V13H39ZM46 14H48V13H46ZM46 14H45V15H46ZM62 14H61V15H62ZM83 14H84V13H83ZM89 14H90V12H89ZM102 14H103V13H102ZM108 14H109V13H108ZM127 14H128V15H127ZM131 14H132V15H131ZM135 14H137V15L135 16ZM163 14H164V13H163ZM214 14H215V13H214ZM222 14H223V13H222ZM225 14H226V13H225ZM228 14H229V13H228ZM64 15H65V13H64ZM77 15H79V14H77ZM81 15H82V13H81ZM84 15H85V14H84ZM92 15H93V14H92ZM92 15H91V16H92ZM96 15H97V14H96ZM96 15H93V16L96 17ZM124 15H123V16H124ZM144 15L147 16L146 13H145ZM210 15H211V14H210ZM212 15H213V14H212ZM27 16H28V15H27ZM30 16H32V15H30ZM56 16H57V15H56ZM56 16H55V17H56ZM59 16H60V15H59ZM72 16H71V17H72ZM75 16H76V15H75ZM88 16H89V15H87L86 17H88ZM108 16L110 17V18L107 17L108 19H111V18L113 17V16L111 17V15H108ZM123 16H121V18H123ZM129 16H130V17H129ZM181 16H183L182 13H181ZM208 16H209V15H208ZM214 16H215V15H214ZM217 16H218V15H217ZM220 16H221V14H220ZM220 16H218V17H220ZM241 16H242V15H241ZM3 17H4V15H3ZM16 17H14L13 19H15ZM63 17H64V16H63ZM71 17H70V18H71ZM82 17H83V16H82ZM127 17L124 18V20H126ZM209 17H210V19H213V18H211V16H209ZM218 17H217V18H218ZM222 17H223V16H222ZM222 17H221V18H222ZM229 17H230V16H229ZM229 17L227 16V18H229ZM242 17H243V16H242ZM33 18H34V17H33ZM39 18H40V16L38 15V19H39ZM61 18H62V17H61ZM80 18H81V17H80ZM107 18H106V20H107ZM116 18H117V17H116ZM119 18H120V17H118L117 19H119ZM141 18H143V19H141ZM144 18H145V19H144ZM205 18H207V21H208V17L206 16V17H204L203 19H205ZM215 18H216V16H215ZM224 18H225V17H224ZM231 18H232V17H231ZM239 18H241V17H239ZM31 19H32V18H31ZM35 19H36V18H35ZM55 19H56V18H55ZM63 19H64V18H63ZM75 19H76V17L74 18V20H75ZM77 19H79V18H77ZM81 19H82V18H81ZM92 19H93V18H92ZM95 19H96V18H95ZM113 19L115 20V18H113ZM117 19H116V20H117ZM129 19H128V21H129ZM140 19H141V20H140ZM148 19H149V18H148ZM183 19H184V18H182V20H183ZM222 19H223V18H222ZM241 19H242V18H241ZM49 20H50V19H49ZM57 20H58V19H57ZM57 20H56V21H57ZM71 20H72V19H71ZM85 20H87V19L85 18ZM93 20H94V19H93ZM120 20H121V19H120ZM131 20H132V19H131ZM199 20H200V19H199ZM216 20H217V19H216ZM218 20H219V19H218ZM249 20H250V19H249ZM54 21H55V20H54ZM68 21H69V20H68ZM79 21H80V20H79ZM81 21H82V20H81ZM99 21H100V20H99ZM109 21H110V20H109ZM132 21H133V20H132ZM132 21H131V22H132ZM147 21H149V20H147ZM200 21H202V19H201ZM200 21H198V23H199ZM207 21H206V22H207ZM209 21H213V20H209ZM209 21H208V22H209ZM214 21H215V20H214ZM223 21H224V20H223ZM229 21H230V20H229ZM5 22H6V21H5ZM35 22H36V21H35ZM46 22H47V19H46ZM48 22L50 23V21H48ZM76 22H77V20H76ZM76 22H75V23H76ZM83 22L85 23L84 19H83ZM83 22H82V23H83ZM87 22H88V21H87ZM106 22H107V21H106ZM110 22H111V21H110ZM115 22H116V21H114V23H115ZM124 22H125V21H124ZM196 22H195V24H196ZM203 22H204V20H203ZM206 22H205V23H206ZM226 22H227V20H226ZM250 22H251V21H250ZM30 23H31V21H30ZM32 23H33V22H32ZM36 23H37V22H36ZM36 23H35V25H37ZM57 23H58V22H57ZM65 23H66V22H65ZM77 23H78V22H77ZM77 23H76V24H77ZM79 23H81V22H79ZM88 23H89V22H88ZM93 23H95V22H93ZM97 23H98V22H97ZM97 23H96L95 25H97ZM118 23H119V22H118ZM121 23H122V21H121ZM132 23H134V22H132ZM148 23H149V22H148ZM193 23H194V22H193ZM201 23H202V22H201ZM205 23H203V26H204ZM210 23H212V22H210ZM218 23H219V22H218ZM232 23H233V22H232ZM236 23H238V22H236ZM239 23H240V22H239ZM33 24H34V23H33ZM47 24H48V23H47ZM60 24H61V23H60ZM60 24H59V25H60ZM107 24H108V23H107ZM109 24H110V23H109ZM116 24H117V23H116ZM116 24H114V25H116ZM145 24H146V23H145ZM206 24H207V23H206ZM234 24H235V23H234ZM240 24H241V23H240ZM256 24H257V23H256ZM22 25H23V24H22ZM25 25H26V24H25ZM41 25H42V23H41ZM41 25H40V26H41ZM64 25H65V24H64ZM71 25H72V24H71ZM82 25H83V24H82ZM82 25H81V26H82ZM86 25H87V27L89 26L87 23H86ZM104 25H105V24H104ZM110 25H111V24H110ZM131 25H133V28H132V29H133V30H136V25H137V23H136V24H130V26H128V24H127V26H128V27L126 26L127 29H126V28H123V29H126V30L128 31L127 34L131 31V30H130V31L128 30V28L131 29V27H132ZM208 25L212 26L211 24H208ZM218 25H219V24H218ZM222 25H223V24H222ZM231 25H232V24H231ZM10 26H11V25H10ZM14 26H16V25H14ZM18 26H19V25H17V27H18ZM43 26H44V25H43ZM43 26H42V27H43ZM72 26H73V25H72ZM91 26H92V25H91ZM99 26H100V25H99ZM99 26H98V27H99ZM119 26H122V24L119 23ZM119 26H118V27H119ZM142 26H143V25H142ZM201 26H202V25H201ZM205 26L207 27V25H205ZM219 26H220V25H219ZM229 26H230V25H229ZM7 27H9V25H8ZM22 27H23V26H22ZM28 27H29V26H28ZM35 27H37V26H35ZM42 27H41V28H42ZM45 27H46V26H45ZM54 27H55V26H54ZM56 27H57V26H56ZM62 27H63V26H62ZM65 27H66V26H65ZM67 27H68V26H67ZM74 27H76V26H74ZM74 27H73V28H74ZM77 27H78V26H77ZM77 27H76V30H75V31H77ZM89 27H90V26H89ZM94 27H96V26H94ZM98 27H97L96 29H98ZM124 27H125V26H124ZM140 27H141V26H140ZM147 27H148V26H147ZM212 27H213V26H212ZM214 27H215V26H214ZM217 27H218V26H217ZM223 27H224V26H223ZM227 27H228V26H227ZM31 28H32V27H31ZM69 28H70V26H69ZM83 28H84V26H83ZM109 28H110V26H109ZM111 28H113V27L111 26ZM111 28H110V29H111ZM114 28H115V27H114ZM114 28H113L112 30H114ZM138 28H139V27H138ZM195 28H196V27H195ZM208 28H209V27H208ZM241 28H242V27H241ZM7 29H8V28H7ZM9 29H10V28H9ZM18 29H19V28H18ZM27 29H28V28H27ZM42 29H43V28H42ZM44 29H47V28H44ZM54 29H55V28H54ZM80 29H81V28H80ZM84 29H85V28H84ZM87 29H93V31L96 32V31H95L96 29L94 30V28H87ZM102 29H103V28H102ZM115 29H116V28H115ZM118 29H119V28H117V30H114V31L117 32V31L121 30L122 28L119 29V30H118ZM142 29H143V28H142ZM200 29H201V28H199V30H200ZM214 29H215V28H214ZM11 30H12V29H11ZM19 30H20V29H19ZM38 30H39V29H38ZM69 30H70V29H69ZM72 30H73V29H72ZM72 30H71V31H72ZM78 30H79V29H78ZM81 30H82V29H81ZM103 30H104V29H103ZM106 30H107V32H108V28H107ZM146 30H147V29H146ZM149 30H151V29H149ZM149 30H147V31H149ZM193 30H194V29H193ZM195 30H196V29H195ZM197 30H198V28H197ZM204 30H205V29H204ZM243 30H245V29H243ZM4 31H5V29H4ZM13 31H15V30H13ZM16 31H17V30H16ZM28 31H30V30H28ZM48 31H50V30H48ZM67 31H68V30H67ZM67 31H65V32H67ZM86 31H87V30H86ZM88 31H89V30H88ZM90 31H91V30H90ZM90 31H89V32H90ZM97 31H98V30H97ZM206 31H207V30H206ZM212 31H213V30H212ZM218 31H219V30H218ZM25 32H26V31H25ZM30 32H31V31H30ZM135 32H136V31H134V32L132 31V32H130V34H128V35L130 36L131 33H132L131 36H133V38L135 37V39H136L137 37L135 36V35H136ZM138 32H139V31H138ZM151 32H152V30H151ZM193 32H194V31H193ZM203 32H204V31H203ZM209 32H210V31H209ZM244 32H245V31H244ZM244 32H243V33H244ZM3 33H4V32H3ZM7 33H8V32H7ZM15 33H16V32H15ZM18 33H20V32H18ZM26 33H27V32H26ZM35 33H36V32H35ZM54 33H55V32H54ZM54 33H53V34H54ZM57 33H58V31H57ZM68 33H69V31H68ZM70 33H72V32H70ZM86 33L88 34V32H86ZM99 33H100V31H99ZM108 33H110V31H109ZM112 33H113V32H112ZM112 33H111V34H112ZM117 33H118V32H117ZM120 33H122V34L124 33V34L126 35L125 31H121ZM120 33H119V35H120ZM140 33H142V31H140ZM195 33H196V32H195ZM197 33H198V32H197ZM5 34H6V33H5ZM9 34H10V33H8V34H6V35H9ZM11 34H12V33H11ZM16 34H17V33H16ZM16 34H14V35H16ZM53 34H52V35H53ZM80 34H81V33H80ZM82 34H83V33H82ZM87 34H86V35H87ZM91 34H92V32H91ZM95 34H96V33H95ZM95 34L93 33V36H95ZM100 34H103V36H104L105 33H100ZM122 34H121V35H122ZM124 34H123V35H124ZM133 34H135V35H133ZM138 34H139V33H138ZM206 34H207V33H206ZM209 34H211V33H209ZM212 34H213V33H212ZM214 34H215V33H214ZM219 34H221V33H219ZM22 35H23V34H22ZM30 35H31V34H30ZM30 35H29V36H30ZM72 35H73V34H72ZM75 35H77V34L75 33ZM83 35H84V34H83ZM96 35H99V34L97 33ZM105 35H106V34H105ZM113 35H114V34H113ZM117 35H118V34H117ZM125 35H124V36H125ZM128 35H127V37H129ZM141 35H142V34H141ZM145 35H146V33H145ZM192 35H193V34H192ZM194 35H196V34H194ZM204 35H205V34H204ZM24 36H25V35H24ZM63 36H64V35H63ZM69 36H70V35H69ZM78 36L81 37V35H78ZM87 36H88V35H87ZM89 36H91V35H89ZM99 36H100V35H99ZM108 36H109V35H108ZM114 36H115V35H114ZM200 36H201V34H200ZM209 36H210V35H209ZM10 37H11V36H10ZM19 37H20V35H19ZM66 37H67V36H66ZM91 37H92V36H91ZM101 37H102V36H101ZM122 37H123V36H122ZM138 37L141 38L140 36H138ZM197 37H198V36H197ZM204 37H205V36H204ZM12 38H13V36H12ZM12 38H11V39H12ZM17 38H18V37H17ZM21 38H22V37H21ZM26 38H27V37H26ZM56 38H57V37H56ZM59 38H60V37H59ZM72 38H74V37H72ZM77 38H78V37H77ZM87 38H88V37H87ZM87 38H85V39H87ZM89 38H90V37H89ZM89 38H88V40H89ZM93 38H94V37H93ZM99 38H100V37H99ZM105 38H108V37L106 36ZM109 38L111 39V37H109ZM116 38H117V36H116ZM119 38H121V37L119 36ZM145 38H146V37H145ZM206 38H207V37H206ZM220 38H221V37H220ZM8 39H9V36H8ZM8 39H7V37H6V41L11 42L10 39H9V40H8ZM13 39H14V38H13ZM27 39H28V38H27ZM27 39H26V40H27ZM54 39H55V38H54ZM61 39H62V38H61ZM79 39H80V38H79ZM81 39H82V38H81ZM81 39H80V40H81ZM103 39H104V38H103ZM114 39H115V37H114ZM123 39H126V37H124ZM123 39H121V42H122ZM131 39H132V38L129 37L130 42H132V41L135 42V39H133V40H131ZM148 39H149V37H148ZM164 39H165V38H164ZM169 39H171V38H169ZM169 39H168L167 41H169ZM172 39H173V38H172ZM197 39H198V38H197ZM201 39H202V36H201ZM210 39H211V38H210ZM80 40H79V41H80ZM90 40H91V38H90ZM108 40H109V39H108ZM108 40L106 41V39H105V41H106V42H105L106 46H108V45H107V44L109 43ZM116 40H117V39H116ZM142 40H143V39H142ZM145 40H146V39H145ZM157 40H159V39H157ZM157 40H156V41H157ZM162 40H163V39H161V41H162ZM174 40H175V38H174ZM177 40H178V39H177ZM192 40H194V39H192ZM205 40H206V39H205ZM207 40H208V39H207ZM73 41H74V40H73ZM92 41H93V39H92ZM92 41H91V42H92ZM97 41H99V39H98V40L96 39V43H98ZM102 41H103V40H102ZM112 41H113V39H112ZM136 41H137V40H136ZM139 41H140V40H139ZM172 41H173V40H172ZM212 41H213V40H212ZM212 41H211V42H212ZM8 42H7L6 44H8ZM13 42H14V41H13ZM13 42H11L9 45H12V44H14V43L17 42V41L15 40V42H14V43H13ZM24 42L26 43V41H24ZM27 42H28V41H27ZM29 42H30V40H29ZM53 42H54V41H53ZM53 42H52V43H53ZM60 42H61V41H60ZM70 42H71V41H70ZM85 42H87V41H85ZM100 42H101V40H100ZM107 42H108V43H107ZM115 42H116V41H115ZM125 42H127V41L125 40ZM125 42H124V43H125ZM133 42H132V43H133ZM149 42H150V41H149ZM170 42H171V41H170ZM170 42H169V43H170ZM193 42H194V41H193ZM199 42H200V41H199ZM199 42H198V43H199ZM202 42H203V41H202ZM202 42H201V43H202ZM205 42H207V41H205ZM205 42H204V43H205ZM211 42H210V43H211ZM18 43H19V42H18ZM25 43H24V44H25ZM30 43H31V42H30ZM55 43H56V42H55ZM62 43L64 44V41H63ZM62 43H61V45H62ZM76 43L78 44V42H76ZM118 43H119V42H118ZM132 43H131V44H132ZM138 43H139V42H137V44H138ZM165 43H166V42H165ZM177 43H178V42H177ZM188 43H189V42H187V44H188ZM198 43H197V45H198ZM212 43H214V42H212ZM218 43H219V42H218ZM218 43H217V44H218ZM223 43H224V42H223ZM15 44H17V43H15ZM20 44L22 45L21 42H20ZM59 44H60V43H59ZM65 44H66V43H65ZM70 44H71V43H70ZM74 44H75V43H74ZM92 44H93V43H92ZM99 44H100V43H99ZM105 44H104V41H103V45H105ZM120 44H121V43H120ZM126 44H129V42L126 43ZM135 44H136V42H135ZM140 44H141V43H140ZM142 44H143V43H142ZM142 44H141V45H142ZM153 44H154V43H153ZM156 44H157V43H156ZM158 44H161V43H158ZM171 44H172V43H171ZM171 44H170V46H171ZM190 44H191V43H190ZM249 44H250V43H249ZM251 44H252V43H251ZM17 45H18V44H17ZM52 45H53V44H52ZM56 45H58V43H57ZM61 45H60V46H61ZM85 45H86V44H85ZM96 45H98V44H96ZM96 45L93 44V48H94ZM101 45H102V44H101ZM101 45H98V46L100 47ZM122 45H123V44H122ZM151 45H152V44H150V46H151ZM154 45H155V44H154ZM166 45H167V44H166ZM178 45H179V44H178ZM178 45H176V46H178ZM191 45H192V44H191ZM202 45H204V44H202ZM219 45H220V43H219ZM223 45H224V44H223ZM252 45H253V44H252ZM23 46H24V45H23ZM27 46H28V45H27ZM53 46H54V45H53ZM62 46H63V45H62ZM68 46H69V44H68ZM68 46L66 45V48H67ZM76 46H77V45H76ZM83 46H84V45H82V48H83ZM123 46H124V45H123ZM123 46H122V48H123ZM128 46H129V45H128ZM128 46H126V47L128 48ZM132 46H133V45H132ZM150 46H149V44H148V47H150ZM152 46H153V45H152ZM152 46H151L150 48H152ZM156 46H157V45H156ZM167 46H168V45H167ZM193 46H195V44H193L192 47H193ZM206 46H207V45H206ZM208 46H209V45H208ZM215 46H216V45H215ZM215 46H214V47H215ZM228 46H229V45H228ZM15 47H16V45H15ZM15 47H14V48H15ZM21 47H22V46H21ZM30 47H32V46H30ZM87 47H89V45H87ZM101 47H103V46H101ZM101 47H100V48H101ZM133 47H134V46H133ZM144 47H145V46H144ZM164 47H165V46H164ZM180 47H182V46H180ZM186 47H187V46H186ZM195 47H196V46H195ZM195 47H194V48H195ZM198 47H199V46L196 47V48H197L196 50L199 49ZM222 47H223V46H222ZM222 47H220V49H222ZM11 48H12V46H11ZM11 48H9V49L11 50ZM23 48H24V47H23ZM26 48H27V47H26ZM54 48H55V47H54ZM57 48H58V47H57ZM61 48H63V47H61ZM90 48H91V47H90ZM96 48H97V47H96ZM122 48L120 47V49H122ZM129 48H130V47H129ZM137 48H138V47H137ZM158 48H159V47H158ZM188 48H189V49H188ZM190 48H191V46L188 45V47H187L188 50H190V51L193 50V52L195 51V53L197 52L195 49H192V48L190 49ZM200 48H202V47H200ZM204 48H205V47H204ZM211 48H212V47H211ZM216 48H217V47H216ZM9 49H8V50H9ZM44 49H45V48H44ZM67 49H68V48H67ZM67 49H66V51H67ZM79 49H81V48H79ZM83 49L87 50L86 48H83ZM98 49H99V48H97V50H98ZM102 49H103V48H102ZM108 49H109V48H108ZM135 49H136V48H135ZM138 49H139V48H138ZM142 49H143V48H142ZM142 49H139V50L141 51ZM145 49H148V48H145ZM172 49H173V48H172ZM224 49H225V48H224ZM224 49H223V51H224ZM6 50H7V47H6ZM8 50H7V51H8ZM12 50H13V49H12ZM20 50H21V49H20ZM20 50H19V51H20ZM22 50L24 51V49H22ZM22 50H21V51H22ZM27 50H28V49H27ZM55 50H56V49H55ZM69 50H71V49H69ZM69 50H68V51H69ZM81 50H82V49H81ZM103 50H104V49H103ZM123 50H124V49H123ZM127 50H128V49H127ZM127 50H126V51H127ZM151 50H152V49H151ZM151 50H150V52H151ZM158 50H159V49H158ZM176 50H177V49H176ZM176 50H175V51H176ZM179 50H180V48H179ZM181 50H183V48H181ZM188 50H186V51L188 52ZM199 50H200V49H199ZM199 50H198V51H199ZM201 50H202V49H201ZM201 50H200V51H201ZM205 50H207V49H205ZM210 50H211V49H210ZM227 50H228V49H227ZM227 50H226V51H227ZM251 50H252V49H251ZM14 51H15V50H14ZM14 51H13V52H14ZM19 51L16 52V53L18 54ZM28 51H29V50H28ZM31 51H32V50H31ZM52 51H53V50H52ZM56 51H57V50H56ZM64 51H65V50H64ZM99 51H100V50H99ZM106 51H108V50H106ZM129 51H130V53H129L130 55H129V57H127V58L130 59V58H131V57H130V56H131V53H132L133 51H132L131 49H130ZM131 51H132V52H131ZM148 51H149V50H148ZM148 51L146 50V51H144L143 53H145V52L147 53ZM156 51H157V50H156ZM165 51H167V50H165ZM171 51H172V50H171ZM177 51H178V50H177ZM177 51H176V52H177ZM186 51H184V52H186ZM190 51H189V52H190ZM215 51L217 52V51H219V50H215ZM226 51H225V52H226ZM232 51H233V50H232ZM25 52H26V51H25ZM47 52H48V51H47ZM89 52H90V51H89ZM91 52H93V51H91ZM95 52H96V51H95ZM104 52H105V51H104ZM109 52H110V51H109ZM168 52H169V51H168ZM173 52H174V51H173ZM176 52H174V53H176ZM181 52H182V51H180V52L178 51L177 54H179V53H181ZM193 52H192V55L194 54V56H192V58L195 60V62H196V60H197L199 63H200V62H203V60H204L205 58H203V60L200 59L201 61L199 60V58H200V56H202V55H206V54H202V53L199 52L200 54H199V56H197V54H195V53H193ZM221 52H222V51H221ZM225 52H224V53H225ZM16 53H15V54H16ZM61 53H62V51H61ZM68 53H69V52H68ZM72 53H73V52H72ZM78 53H79V52H78ZM80 53H81V52H80ZM84 53L86 54L87 51L84 52ZM96 53H97V52H96ZM105 53H106V52H105ZM137 53H138V52H137ZM141 53H142V52H141ZM164 53H165V52H164ZM190 53H191V52H190ZM203 53H204V52H203ZM212 53H213V52H212ZM218 53H219V52H218ZM222 53H223V52H222ZM20 54H21V52H20ZM46 54H47V53H46ZM76 54H77V53H76ZM88 54H89V53H88ZM88 54H87V55H88ZM90 54H91V53H90ZM92 54H94V52H93ZM99 54H100V53H99ZM99 54H98V55H99ZM107 54H108V53H107ZM149 54H150V53H149ZM162 54H163V53H162ZM166 54H167V53H166ZM181 54H182V53H181ZM181 54H179V55L176 56V54H173V55H172V52H171V58L169 59V60H171V62L169 61L170 64H168L169 66H168V69L166 68V70H168L169 72H171V71L174 72V71H176V70H177V72H179V73L181 72V69H180V66H181V65H179V63H181L182 60H183V57L180 56ZM201 54H202V55H201ZM210 54H211V53H210ZM60 55H61V54H60ZM77 55H79V54H77ZM98 55H97L96 57H98ZM103 55H104V54H103ZM103 55H102V56H103ZM108 55H109V54H108ZM108 55H106V56H108ZM134 55H135V53H134ZM141 55H142V54H141ZM141 55H139V56H141ZM157 55H158V54H157ZM160 55H161V54H160ZM169 55H170V54H169ZM174 55H175V56H174ZM184 55H185V54H184ZM207 55H208V54H207ZM219 55H220V54H219ZM231 55H232V54H231ZM67 56H68V55H67ZM93 56H95V55H93ZM100 56H101V55H100ZM142 56H144V54H143ZM142 56H141V57H142ZM145 56H146V55H145ZM148 56H149V55H148ZM153 56H154V57L151 56L152 59L156 57L155 54H154ZM165 56H166V55H165ZM172 56H174L175 58H172ZM234 56H235V55H234ZM49 57H51V56H49ZM54 57H55V55H54ZM56 57H57V56H56ZM71 57H72V56H71ZM87 57H88V56H87ZM90 57H91V56H90ZM108 57H110V56H108ZM125 57H126V56H125ZM133 57H134V56H133ZM133 57H132V58H133ZM135 57H138V55L136 54ZM135 57H134L133 59H136V62L138 61V62L140 63L139 60H142V59H138V60H137V58H135ZM141 57H140V58H141ZM160 57H162V56H160ZM167 57H169V56H167ZM185 57H186V55H185ZM188 57H189V56H188ZM190 57H191V56H190ZM202 57H204V56H202ZM210 57H211V56H210ZM214 57H215V56H214ZM220 57H222V56L220 55ZM225 57H226V56H225ZM225 57H224V59H225ZM51 58H52V57H51ZM61 58H63V55H62ZM75 58H77V57H75ZM81 58H82V57H81ZM104 58H105V57H104ZM106 58H107V57H106ZM106 58H105V59H106ZM132 58H131V60H133ZM138 58H139V57H138ZM142 58L146 59L145 57H142ZM149 58H150V57H149ZM163 58H165V57L163 56ZM206 58H207V57H206ZM215 58H216V57H215ZM215 58H214V59H215ZM228 58H229V57H228ZM49 59H50V58H49ZM77 59H78V58H77ZM79 59H80V58H79ZM96 59H97V58H96ZM99 59H100V58H99ZM99 59H98V60H99ZM111 59H112V58H111ZM114 59H115V58H114ZM185 59H187V58H184V61H185ZM188 59H190V58H188ZM193 59H192V60H193ZM211 59H212V58H211ZM216 59H217V58H216ZM226 59H227V57H226ZM232 59H233V58H232ZM250 59H251V58H250ZM91 60H92V59H91ZM109 60H110V59H109ZM126 60H127V59H126ZM147 60H148V59H147ZM147 60H146V61H147ZM160 60H161V58H160ZM163 60H166V59H163ZM206 60H207V59H206ZM221 60H223V59H221ZM227 60H229V59H227ZM88 61H89V60H88ZM92 61H93V60H92ZM92 61H90V62H92ZM99 61H100V60H99ZM111 61H112V60H111ZM134 61H135V60H134ZM146 61H144V62H146ZM154 61H156V60L154 59ZM161 61H162V60H161ZM189 61H190V60H189ZM208 61H209V59L207 60V63H205L206 61L204 60L203 64H205V65L208 66V63H209ZM213 61H214V60H213ZM51 62H52V61H51ZM59 62H60V61H59ZM59 62H58V64H59ZM64 62H65V61H64ZM75 62H76V61H75ZM85 62H86V61H85ZM105 62H108V61H105ZM105 62H104V64H105ZM122 62H124V61H122ZM132 62H133V61H132ZM132 62H131V63H132ZM136 62H135V64H136ZM150 62H152V60H151ZM231 62H232V61H231ZM94 63H95V62H94ZM94 63H92V64H94ZM99 63H100V62H99ZM109 63H110V62H109ZM128 63H129V61H128ZM131 63H130V64H131ZM139 63H138V64H139ZM147 63H149V62H147ZM154 63H156V62H154ZM160 63H161V62H160ZM165 63H166V61H165ZM183 63H184V62H183ZM187 63H188V62H187ZM192 63H193V65H194V62H193V61H192ZM192 63H191V64H192ZM199 63H197V65H200V64H201V63H200V64H199ZM66 64H67V63H66ZM74 64H75V63H74ZM83 64H84V62H83ZM95 64H96V63H95ZM104 64H103V65H104ZM138 64H137V65H138ZM150 64H151V66H152V63H150ZM158 64H159V63H158ZM162 64H163V62H162ZM195 64H196V63H195ZM209 64H210V63H209ZM229 64H230V62H229ZM61 65H62V64H61ZM64 65H65V63H64ZM67 65H68V64H67ZM89 65H90V64H89ZM109 65H110V64H109ZM113 65H114V64H113ZM118 65H119V64H118ZM125 65H126V64H125ZM132 65H134V63H133ZM140 65H141V64H140ZM147 65H148V64H147ZM153 65H154V64H153ZM159 65H160V64H159ZM205 65H204V66H205ZM222 65H223V64H222ZM225 65H226V64H225ZM51 66H52V65H51ZM69 66H70V64H69ZM87 66H88V64L86 65V67H87ZM99 66H100V65H99ZM105 66H107L106 68L109 67L108 65H105ZM105 66H102V67H105ZM120 66H121V65H120ZM122 66H123V65H122ZM122 66H121V67H122ZM138 66H139V65H138ZM141 66H142V65H141ZM141 66H140V67H141ZM154 66H155V65H154ZM154 66H153V67H154ZM184 66H185V65H184ZM186 66L189 67V65H187V64H186ZM190 66H191V65H190ZM194 66H195V65H194ZM202 66H203V65H202ZM227 66H228V65H227ZM62 67H63V66H62ZM64 67H65V66H64ZM66 67H67V66H66ZM96 67H98V66L96 65ZM110 67H111V66H110ZM123 67H124V66H123ZM123 67H122V68H123ZM135 67H137V66L135 65V66H134V69H135ZM158 67H159V66H158ZM165 67H166V66H165ZM182 67H183V65H182ZM182 67H181V68H182ZM77 68H78V66H77ZM82 68H84V67H82ZM113 68H114V67H113ZM130 68H133V67L130 66ZM137 68H138V67H137ZM137 68H136V69H137ZM154 68L156 69V67H154ZM160 68H161V67H160ZM162 68H163V67H162ZM189 68H190V67H189ZM193 68H194V67H193ZM206 68H207V67H206ZM217 68H218V67H217ZM51 69H52V68H51ZM53 69H54V68H53ZM55 69H56V68H55ZM57 69H58V68H57ZM60 69H61V68H60ZM65 69H66V68H65ZM65 69H64V70H65ZM68 69H69V68H68ZM86 69H88V68H86ZM91 69H92V68H91ZM108 69H109V68H108ZM111 69H112V68H111ZM111 69H110V72H111ZM136 69H135V72H136ZM139 69H140V68H139ZM139 69H138V70H139ZM148 69H149V68H148ZM148 69H147V70H148ZM183 69H184V68H183ZM186 69H187V68H185L184 70H186ZM195 69H196V67H195ZM197 69H199V66H198ZM220 69H222V68H220ZM225 69H226V68H225ZM76 70H77V69H76ZM97 70H98V68H97ZM106 70H107V69H106ZM116 70H117V68H116ZM131 70H132V69H131ZM140 70H141V69H140ZM140 70H139V73H140ZM147 70H146V71H147ZM184 70H183L182 72H184ZM192 70H193V69H192ZM202 70H203V69H202ZM207 70H208V68H207ZM214 70H215V69H214ZM214 70H212V72H214ZM217 70H219V69H217ZM62 71H63V69H62ZM62 71H61V72H62ZM81 71H82V70H81ZM83 71H84V70H83ZM95 71H96V70H94V72H95ZM152 71H153V69H152ZM168 71H165V72L168 73ZM189 71H191V70H189ZM215 71H216V70H215ZM223 71H225V70H223ZM55 72H56V71H55ZM58 72H59V71H58ZM88 72H90V71H88ZM99 72H101V70H99ZM102 72H103V71H102ZM108 72H109V71H108ZM113 72H114V71H113ZM128 72H129V71H128ZM153 72H154V71H153ZM163 72H164V69H163ZM163 72H162V73H163ZM172 72H171V73H172ZM177 72H176V73H177ZM182 72H181V73H182ZM205 72H206V71H205ZM221 72H222V70H221ZM81 73H82V72H81ZM83 73H84V72H83ZM97 73H98V72H97ZM111 73H112V72H111ZM111 73H110V74H111ZM121 73H122V71H121ZM123 73H124V72H123ZM131 73H132V71H131ZM146 73H147V72H146ZM148 73H149V72H148ZM148 73H147V74H148ZM156 73H158V71H156ZM156 73H155V75H156ZM159 73H161V72L159 71ZM189 73H190V72H189ZM199 73H200V72H199ZM201 73H202V72H201ZM203 73H204V72H203ZM209 73H210V72H209ZM225 73H226V72H225ZM225 73L223 72L222 74H225ZM227 73H228V72H227ZM77 74H80V72L78 71ZM85 74H86V72H85ZM91 74H92V73H91ZM95 74H96V72H95ZM99 74H100V73H99ZM115 74H117V72H115L114 75H115ZM124 74H125L124 77H126V76H127L126 73H124ZM174 74H175V72L173 73V76H174ZM184 74H185V73H184ZM186 74H187V73H186ZM195 74H196V72H195ZM195 74H193V75H195ZM215 74H216V73H215ZM217 74H218V72H217ZM217 74H216V75H217ZM81 75H82V74H81ZM108 75H109V74H108ZM122 75H123V74H122ZM132 75H133V74H132ZM136 75H137V77H138V75H139L138 72L136 73ZM136 75H135V76H136ZM140 75H141V74H140ZM140 75H139V76H140ZM142 75H143V74H142ZM142 75H141V76H142ZM166 75H167V77H168V74H166ZM170 75H172V74H170ZM177 75H178V73H177ZM177 75L174 76V77H177ZM207 75H209L208 72H207ZM207 75H206V76H207ZM220 75H221V74H220ZM61 76H62V75H61ZM61 76H60V77H61ZM76 76H77V75H76ZM85 76H86V75H85ZM88 76H89V75H88ZM90 76H91V75H90ZM90 76H89V77H90ZM92 76H93V74H92ZM110 76H111V75H110ZM128 76H129V75H128ZM148 76H149V74H148ZM161 76H162V75H161ZM161 76H160V75L158 76V74H157V77H161ZM173 76H172V77H173ZM178 76H179V75H178ZM187 76H188V75H187ZM189 76H190V75H189ZM189 76H188V78H189ZM204 76H205V75H204ZM221 76H222V75H221ZM80 77H82V76H80ZM104 77H105V76H104ZM111 77H112V76H111ZM113 77L115 78V76H113ZM119 77H120V74H119ZM142 77H143V76H142ZM142 77H140V78L138 77V78L141 79ZM162 77H163V76H162ZM167 77H166V78H167ZM179 77H180V76H179ZM191 77H192V76H191ZM196 77L199 78L200 76L198 77V76L196 75ZM196 77L194 76V78H196ZM207 77H208V76H207ZM209 77H211V76H209ZM215 77H216V76H215ZM217 77H220V76L217 75ZM217 77H216V78H217ZM56 78H57V77H56ZM77 78H78V77H77ZM94 78H95V76H94ZM94 78H93V79H94ZM121 78H122V77H121ZM126 78H127V77H126ZM135 78H136V77H135ZM147 78H148V80L150 79V77H147V76H146V79H147ZM180 78H181V77H180ZM183 78H184V76H183ZM194 78L191 79L192 82H193V79H194ZM201 78H202V77H201ZM204 78H205V77H204ZM213 78H214V77H213ZM60 79H61V78H60ZM75 79H76V78H75ZM87 79H89V78H87ZM91 79H92V78H91ZM96 79H97V78H96ZM109 79H110V78L108 77V80H109ZM122 79H123V78H122ZM124 79H125V78H124ZM124 79H123V80H124ZM144 79H145V78H144ZM144 79H143V80H144ZM160 79H161V78H160ZM178 79H179L178 77H177L176 80H175V78H174L173 81H177ZM199 79H200V78H199ZM223 79H225V77H224ZM223 79H222V80H223ZM85 80H86V79H84V81H85ZM99 80H100V79H99ZM99 80H98V81H99ZM101 80H103V79H101ZM101 80H100V82H101ZM132 80L135 81V79H133V78H132ZM151 80H152V78H151ZM154 80H155V79H154ZM157 80H158V79H157ZM164 80H165V79H164ZM168 80H170V78H169ZM168 80H167V81H168ZM171 80H172V79H171ZM181 80H182V79H181ZM181 80L179 79L180 82H181ZM188 80H189V79H188ZM191 80H190V81H191ZM195 80H196V79H195ZM214 80H215V79H214ZM222 80H221V81H222ZM77 81L79 82V78H78ZM84 81H83V83H84ZM104 81H105V80H104ZM116 81H118V78H117ZM116 81H115V82H116ZM121 81H122V80H121ZM126 81H131V80L128 79V80H126ZM126 81H125V82H126ZM134 81H133V82H134ZM149 81H150V80H149ZM158 81H159V80H158ZM179 81H178L177 83H179ZM202 81H204V80H202ZM205 81H206V78H205ZM208 81H209V80H208ZM212 81H213V80H212ZM212 81H211V82H212ZM89 82H90V81H89ZM108 82H109V81H108ZM108 82H107L106 84H108ZM136 82H137V81H136ZM136 82H135V86L137 87L138 85H136ZM146 82H147V81H146ZM160 82L162 83L163 81H160ZM164 82H165V81H164ZM183 82H184V81H183ZM213 82H216V81H213ZM80 83H81V82H80ZM85 83H86V82H85ZM97 83H98V82H97ZM112 83H113V82H112ZM123 83H124V82H123ZM127 83H128V82H127ZM127 83H126V84H127ZM137 83H138V82H137ZM149 83H150V82H149ZM157 83H158V82H157ZM168 83H169V82H168ZM170 83H171V82H170ZM174 83H175V82H174ZM177 83H176V84H177ZM184 83H185V82H184ZM195 83H196V82H195ZM198 83H200V82H198ZM198 83H197V84H198ZM202 83H203V82H202ZM91 84H92V83H91ZM113 84H115V83H113ZM121 84H122V83H121ZM124 84H125V83H124ZM126 84H125V85H126ZM132 84H133V83H132ZM143 84H144V83H143ZM163 84H164V83H163ZM163 84H162L161 89H162V88L165 86V84H167V83L165 82L164 86H163ZM172 84H173V83H172ZM179 84H180V83H179ZM181 84H182V83H181ZM190 84H192V83H190ZM193 84H194V83H193ZM206 84H207V83H206ZM218 84H219V83H218ZM82 85H83V84H82ZM111 85H112V84H111ZM115 85H116V84H115ZM125 85H123V86H125ZM130 85H131V84H130ZM155 85H156V84H155ZM187 85H188V87H189V84H187ZM200 85H201V84H200ZM80 86H81V85H80ZM90 86H91V85H90ZM94 86H95V85H94ZM94 86H93V87H94ZM103 86H104V83H103ZM112 86H113V85H112ZM117 86H118V85H117ZM127 86H128V85H127ZM132 86L134 87V84H133ZM132 86H131V87H132ZM153 86H154V85H153ZM156 86H157V85H156ZM159 86H161V85H159ZM159 86H158V87H159ZM174 86H176V85L174 84ZM184 86H185V85H184ZM196 86H197V85H195V87H196ZM205 86H206V85H205ZM210 86H211V84H210ZM212 86L214 87V85H212ZM81 87H82V86H81ZM85 87H86V86H85ZM93 87H92V88H93ZM99 87H100V86H99ZM99 87H98V88H99ZM151 87H152V86H151ZM158 87H157V88H158ZM179 87H180V86H179ZM186 87H187V86H186ZM198 87H202V86H199V85H198ZM213 87H212V88H213ZM82 88H83V87H82ZM100 88H102V87H100ZM104 88H105V87H104ZM116 88L118 89V87H116ZM152 88H153V87H152ZM152 88H151V89H152ZM164 88L167 89L166 86H165ZM172 88H173V87H172ZM182 88H183V87H182ZM191 88H192V87H191ZM196 88H197V87H196ZM209 88H210V87H209ZM212 88H211V89H212ZM83 89H84V88H83ZM85 89H86V88H85ZM89 89H90V88H89ZM107 89H108V88H107ZM113 89H114V87H113ZM113 89H112V90H113ZM122 89H125V88H122ZM127 89H129V88L127 87ZM133 89H134V88H133ZM133 89H132V90H133ZM138 89H140V88H138ZM179 89H180V88H179ZM185 89H186V88H185ZM185 89H184V91H185ZM213 89H214V88H213ZM100 90H101V89H100ZM103 90H104V89H103ZM130 90H131V88H130ZM140 90H141V89H140ZM142 90H143V89H142ZM159 90H160V88H159ZM162 90H163V89H162ZM162 90H160L159 92H162ZM168 90H169V89H168ZM172 90L174 91L175 88L172 89ZM190 90H191V89H190ZM194 90H197V89H194V88H193V90L188 91V94L186 93V94H185V97H186L187 95L190 96L191 93H192V91H193V93H194ZM202 90H204V89H202ZM207 90H209V89H207ZM214 90H215V89H214ZM214 90H212V91H214ZM223 90H224V89H223ZM106 91H107V90L105 89V92H106ZM108 91H109V90H108ZM117 91H118V90H117ZM120 91H122V90L120 89ZM120 91H119V93H120ZM133 91H135V89H134ZM136 91H137V88H136ZM136 91H135V92H136ZM144 91H145V89H144ZM165 91H166V90H165ZM181 91H182V90H181ZM199 91H200V90H199ZM212 91H211V93H212ZM224 91H225V90H224ZM82 92L84 93V91H82ZM95 92H96V91H95ZM98 92H99V91H98ZM110 92H111V91H110ZM122 92H123V91H122ZM170 92H171V89H170ZM176 92H180V91H179V90H178V91L176 90L175 93H176ZM189 92H190V94H189ZM206 92H207V91H204V93H206ZM216 92H217V91H216ZM222 92H223V91H222ZM83 93H82V94H83ZM85 93H86V92H85ZM85 93H84V94H85ZM99 93H101V92H99ZM106 93H109V92H106ZM113 93H114V91H113ZM113 93H112V94H113ZM129 93H131V92L129 91ZM136 93H139V91H137ZM141 93H142V91H141ZM141 93H140V95H142ZM164 93H165V92H164ZM167 93H168V91H167ZM175 93L173 92L172 95H174ZM180 93H181V92H180ZM193 93H192V94H193ZM196 93H198V92L196 91ZM204 93H202V94H204ZM209 93H210V91H209ZM211 93H210V94H211ZM214 93H215V92H214ZM214 93H213V94H214ZM101 94H102V93H101ZM104 94H105V93H104ZM120 94H121V93H120ZM131 94H132V93H131ZM131 94H130V95H131ZM160 94H161V93H160ZM160 94H159V95H160ZM177 94H178V93H177ZM182 94H183V93H182ZM217 94H218V93H217ZM80 95H81V93H80ZM88 95H89V94H88ZM102 95H103V94H102ZM123 95H124V94H123ZM123 95H122V96H123ZM126 95H127V92H126L125 96H126ZM165 95L167 96V95H169V93H168V94H165ZM172 95H169V97L172 96ZM194 95H195V94H194ZM204 95H206V94H204ZM207 95H209V94H207ZM90 96H93V97H94V94H93V95H90ZM95 96H96V95H95ZM97 96H98V95H97ZM111 96H113V95H111ZM114 96H115V95H114ZM118 96H119V95H118ZM127 96H128V95H127ZM132 96H133V95H132ZM134 96H136V95H134ZM175 96H176V95H175ZM191 96H192V95H191ZM196 96H197V95H196ZM199 96H200V95H199ZM86 97H88V96H85V98H86ZM120 97H121V96H120ZM172 97H174V96H172ZM172 97H171V98H172ZM176 97H177V96H176ZM176 97H175V99H178V98L180 97V94H178V98H176ZM183 97H184V95H183ZM183 97H182V98H183ZM185 97H184V99H185ZM211 97H212V95H211ZM215 97H216V96H215ZM217 97H218V96H217ZM96 98H97V97H96ZM110 98H111V97H110ZM118 98H119V97H118ZM125 98H126V97H125ZM125 98H124V99H125ZM138 98H139V97H138ZM141 98H142V96H141ZM145 98H146V97H145ZM145 98H144V99H145ZM162 98H163V97H162ZM165 98H166V97H165ZM167 98H168V97H167ZM182 98L180 97V99H182ZM187 98H188V97H187ZM189 98H190V97H189ZM191 98H192V97H191ZM195 98H197V97H195ZM202 98H203V97H202ZM202 98H201V99H202ZM204 98H206V97H204ZM212 98H213V97H212ZM225 98H226V97H225ZM229 98H230V97H229ZM86 99H87V98H86ZM97 99H99V98H97ZM97 99H96V100H97ZM113 99H114V97H113ZM120 99H122V98H120ZM131 99H135V98H131ZM131 99H130V100H131ZM154 99H155V97H154ZM156 99H158V97H156ZM169 99H170V98H169ZM169 99H168V100H169ZM175 99L172 98V99H171V100H173L172 102H174ZM221 99H222V98H221ZM92 100H93V99H92ZM116 100H117V99H116ZM122 100H123V99H122ZM128 100H129V99H127L126 101L128 102ZM158 100H160V98H159ZM158 100H157V102H159ZM162 100H164V99H162ZM171 100H170V101H171ZM186 100H187V99H186ZM186 100H184V101H186ZM188 100H189V99H188ZM198 100H199V99H198ZM205 100H206V99H205ZM212 100H213V99H212ZM215 100H216V99H215ZM218 100H219V99H218ZM87 101H88V100H87ZM126 101H125V102H126ZM132 101H133V100H132ZM202 101H203V99H202ZM208 101H210V98H208ZM224 101H226V100L224 99ZM227 101H228V99H227ZM229 101H230V100H229ZM117 102H118V101H117ZM122 102H124V101H122ZM155 102H156V101H155ZM160 102L162 103L161 100H160ZM172 102H171V104H173ZM175 102H177V101H175ZM178 102H179V101H178ZM193 102H194V101H193ZM195 102H196V101H195ZM198 102H199V101H198ZM212 102H213V101H212ZM212 102H209V103H212ZM220 102H221V101H220ZM119 103H120V102H119ZM187 103H188V102H187ZM191 103H192V102H191ZM225 103H226V102H225ZM116 104H117V103H116ZM128 104H129V103H128ZM131 104H132V103H131ZM159 104H160V103H159ZM162 104H163V103H162ZM166 104H167V103H166ZM179 104H180V103H179ZM183 104H184V102H183ZM183 104H181V105H183ZM188 104H189V103H188ZM196 104H197V103H196ZM202 104H203V102H202ZM206 104H208V102H206L204 105H206ZM129 105H130V104H129ZM169 105H170V104H169ZM210 105H211V104H210ZM212 105H213V104H212ZM218 105H219V104H218ZM226 105H227V103H226ZM130 106H131V105H130ZM159 106H160V105H159ZM163 106H165V105H163ZM171 106H172V105H170L169 108H170ZM185 106H187V105H185ZM202 106H203V105H202ZM213 106H214V105H213ZM174 107H175V106H174ZM174 107H173V108H174ZM178 107H179V106H178ZM183 107H184V105H183ZM188 107H189V106H188ZM190 107H191V105H190ZM198 107H199V106H198ZM114 108H115V107H114ZM154 108H155V110H156V112H157V110H158V106H157V107H154ZM160 108H161V107H160ZM175 108H176V107H175ZM184 108H185V107H184ZM184 108H183V109H184ZM191 108H192V107H191ZM196 108H197V105H196ZM196 108H195V109H196ZM210 108H211V107H210ZM210 108H208V111H209ZM223 108H225V107H223ZM226 108H227V107H226ZM226 108H225V109H226ZM112 109H113V108H112ZM165 109H166V108H165ZM186 109H188V108L186 107ZM197 109H198V108H197ZM202 109H203V107H202ZM225 109H224V110H225ZM80 110H81V108H80ZM85 110H86V109H84V112H85ZM95 110H96V109H95ZM121 110H122V109H121ZM175 110H176V109H175ZM179 110H180V109H179ZM189 110H190V109H189ZM210 110H212V109H210ZM76 111H77V110H76ZM82 111H83V110H82ZM118 111H119V110H118ZM163 111H164V110H163ZM165 111H166V110H165ZM182 111H183V110H182ZM193 111H194V108H193ZM205 111H206V110H205ZM205 111H204V112H205ZM208 111H207V112H208ZM214 111H217V110H214ZM73 112H74V111H73ZM84 112H83V113H84ZM88 112H89V111H88ZM93 112H94V110H93ZM120 112H121V111H119V113H120ZM123 112H124V110H123ZM123 112H122V113H123ZM158 112H159V111H158ZM158 112H157V113H158ZM175 112H176V111H174V113H175ZM183 112H184V111H183ZM191 112H192V111H191ZM200 112H201V110H200ZM212 112H213V111H212ZM76 113H77V112H76ZM78 113H79V112H78ZM170 113H172V112H170ZM176 113H177V112H176ZM178 113H180V112H178ZM186 113H187V112H186ZM213 113H214V112H213ZM162 114H163V113H162ZM183 114H185V113H183ZM195 114H196V113H195ZM216 114H217V113H216ZM219 114H220V113H219ZM73 115H74V114H73ZM75 115H76V114H75ZM100 115H101V114H100ZM103 115H105V114H103ZM165 115H166V113H165ZM174 115H175V114H174ZM176 115H177V114H176ZM181 115H182V114H181ZM187 115H188V114H187ZM208 115H209V114H207V116H208ZM212 115H213V114H212ZM217 115H218V114H217ZM89 116H90V114H89ZM101 116H102V115H101ZM112 116H113V115H112ZM177 116H178V115H177ZM182 116H183V115H182ZM182 116H181V117H182ZM184 116H185V115H184ZM194 116H195V115H194ZM210 116H211V115H210ZM210 116H209V117H210ZM213 116H214V115H213ZM213 116H212V117H213ZM91 117H92V116H91ZM175 117H176V116H175ZM179 117H180V116H179ZM181 117H180V118H181ZM189 117H191V116H189ZM192 117H193V116H192ZM200 117H201V114H200ZM200 117H199V118H200ZM202 117H203V116H202ZM205 117H206V116H205ZM73 118H74V117H73ZM105 118H106V117H105ZM108 118H109V117H108ZM110 118H111V117H110ZM126 118H127V117H126ZM207 118H208V117H207ZM84 119H85V118H84ZM84 119H83V120H84ZM102 119H103V117H102ZM187 119H188V118H187ZM191 119H192V118H191ZM191 119H190V120H191ZM197 119H198V117H197ZM213 119H214V118H213ZM216 119H217V118H215L214 120H216ZM86 120H87V119H86ZM89 120H90V119H89ZM98 120H99V119H98ZM128 120H129V119H128ZM175 121H176V120H175ZM184 121H185V120H184ZM203 121H204V120H202V122H203ZM98 122H99V121H98ZM162 122H163V121H162ZM185 122H186V121H185ZM187 122H188V121H187ZM191 122H192V120H191ZM199 122H200V121H199ZM199 122H198V123H199ZM202 122H201V123H202ZM76 123H77V122H76ZM84 123H85V122H84ZM96 123H97V122H96ZM182 123H183V122H182ZM192 123H193V122H192ZM194 123H195V122H194ZM209 123H210V122H209ZM212 123L214 124V122H212ZM97 124H98V123H97ZM99 124H100V123H99ZM178 124H179V122H178ZM178 124H177V123H176V124L173 123V124H172L173 126H175V125H177V126L174 127V128H173L172 126H171V127H172L173 129H175V128H177V127L181 128ZM183 124H185V123H183ZM210 124H211V123H210ZM216 124H217V123H216ZM77 125H78V123H77ZM92 125H93V123H92ZM100 125H101V124H100ZM125 125H126V124H125ZM162 125H163V124H162ZM162 125L159 127L160 129H161ZM180 125H182V124H180ZM196 125H197V124H196ZM93 126H95V125H93ZM127 126H128V125H127ZM156 126H157V124H156ZM182 126H183V125H182ZM207 126H208V125H207ZM215 126H217V125H215ZM81 127H82V126H80V127L78 128V130H79ZM91 127H92V126H91ZM101 127H102V126H101ZM123 127H124V126H123ZM193 127H194V126H193ZM200 127H201V126H200ZM209 127H211V126H209ZM209 127H207V128H209ZM86 128H87V127H86ZM86 128H85V129H86ZM98 128H99V127H98ZM152 128H153V127H152ZM156 128L158 129V127H156ZM163 128H164V127H163ZM172 128H171V129H172ZM179 128H178V129H179ZM186 128H187V127H186ZM186 128H185V130H186ZM197 128H199V127H197ZM197 128H195V129H197ZM205 128H206V127H205ZM212 128H214V127H212ZM88 129H89V128H88ZM88 129H87V130H88ZM90 129H91V128H90ZM92 129H93V128H92ZM101 129H102V128H101ZM187 129H188V128H187ZM191 129H192V128H191ZM209 129H210V128H209ZM94 130H95V129H94ZM104 130H106V129L104 128ZM104 130H103V131H104ZM161 130H162V129H161ZM175 130H176V129H175ZM175 130H174V131H175ZM183 130H184V129H183ZM98 131H99V129H98ZM118 131H119V130H118ZM174 131H171V132L174 134ZM177 131H178V130H177ZM197 131H198V130H197ZM197 131H196V133H197ZM199 131H200V130H199ZM80 132H82V131H80ZM88 132H90V130L87 131V134H88ZM100 132H101V131H100ZM113 132H114V131H113ZM116 132H117V131H116ZM154 132H155V131H154ZM158 132H159V129H158ZM160 132H161V131H160ZM167 132H168V131H167ZM171 132H170V134H171ZM179 132H182V131L179 130ZM183 132H184V131H183ZM201 132H203V131H201ZM93 133H97V131H95V132H93ZM102 133H104V132H102ZM175 133H176V131H175ZM185 133L187 134V132H185ZM185 133H184V135H185ZM190 133H191V132H190ZM60 134H61V133H60ZM89 134H90V133H89ZM89 134H88V135H89ZM100 134H101V133H100ZM114 134H116V133H114ZM117 134H118V133H117ZM173 134H172V135H173ZM182 134H183V133H182ZM192 134H193V133H192ZM200 134H201V133H200ZM101 135H102V134H101ZM101 135H100V136H101ZM104 135H105V133H104ZM107 135H109V134H107ZM176 135H178V134H176ZM194 135H195V134H194ZM204 135H205V134H204ZM209 135H210V134H209ZM91 136H92V135H91ZM93 136H96V135H93ZM97 137H98V136H97ZM101 137H102V136H101ZM106 137H107V136H106ZM106 137H105V138H106ZM98 138H100V137H98ZM98 138H96V139H98ZM114 138H115V137H114ZM120 138H121V137H120ZM122 138H123V137H122ZM87 139H88V138H87ZM91 139H94V138H91ZM103 139H104V138H103ZM118 139H119V136H118ZM94 140H95V139H94ZM99 140H100V139H99ZM126 140H127V139H126ZM89 141H90V140H89ZM89 141H88V143H89ZM109 141H110V139H109ZM92 142H93V141H92ZM97 142H98V141H97ZM110 142H111V141H110ZM106 143H109V142H106ZM113 143H115V141H114ZM120 143H123V142L120 141ZM128 143H129V142H128ZM130 143H131V142H130ZM130 143H129V144H130ZM86 144H87V143H86ZM95 144H96V143H95ZM116 144H117V143H116ZM90 145H91V143H90ZM97 145H98V144H97ZM109 145H111V144H109ZM112 145H113V144H112ZM131 145H132V144H131ZM148 145H149V144H148ZM74 146H76V145H74ZM95 146H96V145H95ZM98 146H99V145H98ZM120 146H121V145H120ZM122 146H123V145H122ZM110 148H111V147H110ZM110 148H109V149H110ZM148 148H149V147H148ZM109 149H108V150H109ZM111 149H112V148H111ZM122 149H123V148H122ZM76 150H77V148H76ZM78 150H79V149H78ZM112 150H113V149H112ZM115 150H116V149H115ZM128 150H130V149H128ZM134 150H135V149H134ZM137 150H138V149H137ZM72 151H73V150H72ZM72 151H71V153H72ZM86 151H87V150H86ZM110 151H111V150H110ZM113 151H114V150H113ZM126 151H127V150H126ZM135 151H136V150H135ZM80 152H81V151H80ZM84 152H85V151H84ZM124 152H125V151H124ZM124 152H123V153H124ZM94 153H95V152H94ZM96 153H97V152H96ZM100 153H102V152H100ZM100 153H99V154H100ZM73 154H74V153H73ZM73 154H72V155H73ZM78 154H79V153H78ZM78 154H77V155H78ZM81 154H83V153H81ZM81 154H80V155H81ZM92 154H93V153H92ZM120 154H121V153H119V155H120ZM125 154H126V153H125ZM129 154H130V153H129ZM134 154H135V153H134ZM90 155H91V154H90ZM113 155H114V154H113ZM130 155H132V154H130ZM108 156H109V155H108ZM125 156H127V155H125ZM135 156H136V155H135ZM76 157L79 158V156H76ZM80 157H81V156H80ZM93 157H94V156H93ZM110 157H111V156H110ZM112 157H113V156H112ZM115 157H116V156H115ZM129 157H130V156H129ZM108 158H109V157H108ZM113 158H114V157H113ZM123 158H124V157H123ZM76 159H77V158H76ZM94 159H95V158H94ZM114 159H115V158H114ZM131 159H132V158H131ZM133 159H134V158H133ZM136 159H137V158H136ZM87 161H88V159H87ZM87 161H86V162H87ZM89 161H90V160H89ZM89 161H88V163H87L88 165H90V162H92V160H91L90 162H89ZM98 161H99V160H98ZM98 161H97V162H98ZM106 161H107V160H106ZM120 161H121V160H120ZM122 161H123V160H122ZM126 161H127V160H126ZM131 161H132V160H131ZM93 162L95 163L96 161H93ZM97 162H96V163H97ZM117 162H118V161H117ZM133 162H134V161H133ZM135 162H136V161H135ZM259 162H260V161H259ZM102 163H103V162H102ZM115 163H116V162H115ZM122 163H123V162H122ZM71 164H73V163H71ZM81 164H82V166H84L83 163H81ZM81 164H80V165H81ZM91 164H92V163H91ZM100 164H101V163H100ZM106 164H107V163H106ZM126 164H127V163H126ZM137 164H138V163H137ZM88 165H87V166H88ZM92 165H93V164H92ZM108 165H109V164H108ZM128 165H129V164H128ZM85 166H86V165H85ZM85 166H84V168H85ZM97 166H98V165H97ZM116 166H117V164H116ZM256 166H257V165H256ZM77 167H78V166H77ZM136 167H137V166H136ZM140 167H141V166H140ZM125 168H126V167H125ZM138 168H139V167H138ZM143 168H144V167H143ZM149 168H150V167H149ZM149 168H148V169H149ZM36 169H37V168H36ZM86 169H87V168H86ZM112 169H114V168H112ZM112 169H111V170H112ZM145 169H146V168H145ZM148 169H146V170L148 171ZM77 170H78V169H77ZM116 170L118 171V169H116ZM149 170H150V169H149ZM35 171H37V170H35ZM109 171H110V170H109ZM119 171H122V170H119ZM134 171H136L135 168H134ZM138 171H139V170H138ZM143 171H144V169H143ZM143 171L141 170V173H142ZM147 171H145V172L147 173ZM37 172H38V171H37ZM72 172L74 173V171H72ZM115 172H116V171H115ZM148 172H150V171H148ZM262 172H263V171H262ZM38 173H39V172H38ZM118 173H119V172H118ZM120 173H121V172H120ZM123 173H124V172H123ZM127 173H128V171H127ZM127 173H125V174L127 175ZM146 173H145V174H146ZM150 173H151V172H150ZM71 174H72V173H71ZM103 174H104V173H103ZM103 174H102V175H103ZM111 174H112V173H111ZM114 174H115V173H114ZM128 174H130V176H131L132 173H128ZM133 174H134V173H133ZM139 174H140V173H139ZM147 174H149V173H147ZM77 175H78V174H77ZM112 175H113V174H112ZM120 175H121V174H120ZM123 175H124V174H123ZM123 175H122V176H123ZM134 175H135V174H134ZM70 176H71V175H70ZM72 176H73V175H72ZM113 176H114V175H113ZM124 176H125V175H124ZM124 176H123V177H124ZM140 176H143V174H142V175L140 174ZM107 177H108V176H107ZM118 177H119V176H118ZM118 177L116 176L115 179H117ZM127 177H128V176H127ZM132 177H133V176H132ZM144 177H145V176H144ZM149 177H150V176H149ZM38 178H39V177H38ZM111 178H112V177H111ZM113 178H114V177H113ZM125 178H126V177H125ZM20 179H21V177H20ZM75 179H77V178H75ZM97 179H98V178H97ZM108 179H109V178H108ZM143 179H144V178H143ZM143 179H142V180H143ZM72 180H73V179H72ZM72 180H71V181H72ZM110 180H111V181H112V180L114 181V179H110ZM127 180H128V179H127ZM144 180H145V179H144ZM144 180H143V181H144ZM97 181H98V180H97ZM99 181H100V180H99ZM113 181H112V182H113ZM116 181H117V180H116ZM132 181H133V178H132V180H131L130 182H132ZM138 181H139V180H138ZM146 181H147V180H146ZM149 181H150V180H149ZM74 182H75V181H74ZM114 182H115V181H114ZM121 182H122V181H121ZM124 182H125V181H124ZM130 182H129V183H130ZM136 182H137V181H136ZM139 182H140V181H139ZM119 183H120V182L117 183L118 186H119ZM141 183H142V181L140 182V184H141ZM146 183H147V182H146ZM146 183H145V184H146ZM149 183L151 184V182H148V184H149ZM115 184H116V183H115ZM127 184H128V183H127ZM133 184H134V183H133ZM138 184H139V183H138ZM143 184H144V183H143ZM145 184H144V185H145ZM17 185H18V184H17ZM105 185H106V184H105ZM120 185H121V183H120ZM136 185H137V184H136ZM12 186H14V185H12ZM85 186H86V184H85ZM96 186H97V185H96ZM122 186H123V185H122ZM132 186H133V185H132ZM134 186H135V185H134ZM140 186H141V185H140ZM15 187H16V186H15ZM17 187L19 188V186H17ZM17 187H16V188H17ZM103 187H104V186H103ZM127 187H128V186H127ZM127 187H126V189H127ZM135 187H136V186H135ZM143 187H144V186H143ZM149 187H150V186H149ZM263 187H264V186H263ZM263 187H262V188H263ZM145 188H146V186H145ZM9 189H10V188H9ZM20 189H22V188H20ZM84 189H85V188H84ZM105 189H106V188H105ZM117 189H118V188H117ZM123 189H124V186H123ZM130 189H132V188H130ZM137 189H138V188H137ZM88 190H89V189H88ZM110 190H111V189H110ZM119 190H120V189H119ZM141 190H143V188H142ZM141 190H139V191H141ZM12 191H13V189H11L9 192H12ZM17 191H18V190H17ZM21 191H22V190H21ZM21 191L19 190L18 193H20V194H18V193L16 192V190H15V193H12L13 195H10V198H11V199L15 197L14 195H16V196L18 195V196L15 197V198H17V199L19 200V202H20L19 204H20V205H21V203H22V201H20V200L22 199V196H21V195L24 196V192H23V194H21ZM81 191H82V190H81ZM84 191H85V190H84ZM99 191H101V190H99ZM131 191H132V190H131ZM144 191H146V190L144 189ZM147 191H148V189H147ZM9 192H8V193H9ZM96 192H98V190H97ZM109 192H110V191H109ZM121 192H123V191H121ZM126 192H128V191H126ZM150 192H152V191L150 190ZM78 193H79V192H78ZM143 193H144V192H143ZM143 193H142V195H144ZM9 194H10V193H9ZM80 194H81V193H80ZM102 194H103V193H102ZM104 194H105V193H104ZM111 194H112V192H111ZM121 194H122V193H121ZM125 194H126V193H125ZM137 194H138V193H137ZM96 195H97V194H96ZM98 195H99V194H98ZM107 195H108V194L106 193V196H107ZM114 195H115V194H114ZM133 195H134V194H133ZM146 195H147V194H146ZM20 196H21V198H20ZM74 196H76V195H74ZM94 196H95V194H94ZM99 196H100V195H99ZM109 196H110V195H109ZM129 196H130V195H129ZM147 196H148V195H147ZM150 196H151V195H150ZM8 197H9V195H8ZM72 197H73V196H72ZM77 197H80V196H77ZM81 197H82V196H81ZM103 197H104V195H103ZM10 198H6V201H7V199H10ZM15 198H14V199H15ZM19 198H20V199H19ZM70 198H71V196H70ZM74 198H75V197H74ZM97 198H98V197H97ZM100 198H101V197H100ZM106 198H107V197H106ZM127 198H128V197H127ZM138 198H139V197H138ZM152 198H153V197H152ZM14 199H13V200H14ZM76 199H78V198H76ZM93 199H94V197L92 198V201H93ZM115 199H116V198H115ZM13 200H11L12 203L9 202L10 204H8V202H7V205H8V206L5 207L6 210L4 209V211L1 213V214L4 216V214H6V213H4V212H7V211H8V212H7V215H9V214H13V216H12V215H9V217H12L13 220H12L11 218H8V216H4V217H6L5 219L3 218V216H1L2 219H3V220H1V221L4 222V221L7 219V220H6L7 222L5 221L6 224H7V223H8V224L11 223L10 225H13L12 222H14V224H15V222L18 221V223H20V221H21V223H22V222L24 223V228H25V227H26V226H25L26 222H25L24 220H25L26 218L23 219V217L26 216L27 214H23V217H21V215H22L21 213H22V211H23L24 209L21 211V209H20L21 206H20L18 209H17V208L15 209V207H16V206H19V205H16V206H15ZM15 200H16V199H15ZM68 200H69V199H68ZM96 200H97V199L95 198V202H96ZM98 200H99V199H98ZM100 200H102V199H100ZM133 200H134V198H133ZM149 200H150V199H149ZM151 200H152V199H151ZM153 200H154V198H153ZM153 200H152V202H153V204H154V201H153ZM9 201H10V200H9ZM75 201H76V200H75ZM92 201H90V202H92ZM104 201H105V200H104ZM111 201H112V200H111ZM113 201H114V199H113ZM119 201H120V200H119ZM121 201H122V200H121ZM134 201H136V200H134ZM134 201H133V202H134ZM140 201H141V199H140ZM24 202H25V201H24ZM73 202H74V201H73ZM124 202H125V201H124ZM136 202H139V201H136ZM148 202H149V201H148ZM150 202H151V201H150ZM150 202H149V203H150ZM155 202H156V201H155ZM157 202H158V200H157ZM15 203L17 204V201H15ZM88 203H89V202H87V204H88ZM109 203H111V202H109ZM115 203H116V202H115ZM119 203H120V202H118V204H119ZM122 203H123V201H122ZM143 203H144V202H142V205H143ZM13 204H14V205H13ZM83 204H84V203H83ZM93 204H94V201H93L92 205H93ZM118 204H117V205H118ZM129 204H130V203H129ZM131 204H132V203H131ZM134 204H135V203H134ZM137 204H138V203H137ZM139 204H140V202H139ZM151 204H152V203H151ZM5 205H6V204H5ZM5 205H4V206H5ZM11 205H12V206H11ZM62 205H64V204H62ZM68 205H69V204H68ZM73 205H74V204H73ZM73 205H72V206H73ZM79 205H80V204H79ZM95 205H96V204H95ZM95 205H94V207H96ZM102 205L105 206L104 203H103ZM117 205H115V206L117 207ZM119 205H120V204H119ZM147 205H148V203H147ZM154 205L156 206V204H154ZM4 206H2V207L4 208ZM14 206H15V207H14ZM22 206H23V203H22ZM24 206H25V208L30 209L28 205L24 204ZM24 206H23V207H24ZM66 206H67V205H66ZM70 206H71V205H70ZM90 206H91V205H90ZM108 206H109V204H108ZM111 206H112V205H111ZM111 206H110V207H111ZM115 206H112V207H115ZM120 206H121V205H120ZM144 206H146V205H144ZM144 206H143V207H144ZM157 206H158V205H157ZM2 207H1V210L3 209ZM13 207H14V208H13ZM23 207H22V208H23ZM48 207H49V206H48ZM77 207H78V206H77ZM88 207H89V206H88ZM88 207H86L85 211L83 210L85 213H84L83 211L81 212V213H84V214L81 215L80 217H77L78 208H77V209H73V210H72V209H69L68 206H67V207L62 206V208H60L59 206L56 207V208H54V207H53V208L49 207V208H51L50 210L46 208V209H47V213H49V212L52 211V209H53V212H52L51 214L49 213L50 215H52V216H50V220H52V219L54 220V219H55L54 221L56 222V224H54V226L56 227L57 233H56V231H55V234L53 233V235H55V237H56V235H57V236L60 235V234H59L60 232H61V233L63 232V233H62V236H63V237H67V235H65V234H66L65 231H67V232H68L67 234H68V235L70 236V238H71V239H70V238H67V239H70V240L72 241L73 246L76 245V248L79 247V249L75 250V251H77V253H79L78 250H80L81 252L84 251V253H85V251H86L85 249H87V248L89 247L87 244H90V245H93V244L96 245V244H97V245H98V243L100 242L99 245H101V244H102L101 240H102V241L104 240L103 238H101V240H100V238H98L99 240H96L97 237H95V238H96V239H95V238L92 236V235H94V233L96 232V230H98V229L95 228L96 230H95V232H94V231H93L94 229H92V228H93V225H99L100 220H98V218H97V220H98L99 222H96L97 220H96V221L94 220L96 217H95L94 219H92V220L89 219V221H88L87 219H85V217L92 216V213H91V212H94V210H96V209H92V210H91V208H93V206H92V207H89L90 209H88ZM99 207H100V206H99ZM99 207H97V209H98ZM106 207H107V206H106ZM106 207H105V208H106ZM110 207H107V208H110ZM122 207H123V206H122ZM122 207H121V208H122ZM138 207H139V205L137 206V209H138ZM143 207H142V206L139 207V209H140L139 211H141V212H140L141 217L139 216L140 214L138 213L139 223L136 221V222L138 223L137 225H138V226L140 225L139 227L136 226V227L139 228V230H138V234L136 235V232L133 231V232H135V235L137 236V237H135L136 240H135V242H134V243H136V244H135V245L130 244V247H131V245H132V247H133V246H134V247L138 246V247H141L142 249L139 250L140 252H133V253H131L132 255H130V253L126 254V256H128V257H126V256L123 257V256L120 255L122 259H123V258L125 259V257H126V258L128 259V260L126 259L127 261H129V260L131 259L132 263H134V264H138L137 260H138V258L140 259V255H138V254L144 253V252H143V251H144L143 248L145 247V244H146V242L148 241V234H149V231H147V229H148V225L150 224V222L148 223V221L153 220V219L150 218V216H153V215H150V214L148 215V212H149V211H147L146 207H144V208H143ZM9 208H10V209H9ZM70 208H71V207H70ZM81 208H82V207H81ZM101 208H102V207H100V210L98 209V211H96V212H99V211L101 212ZM128 208H129V207H128ZM132 208H133V207H132ZM150 208H152V207H150ZM153 208H154V207H153ZM157 208H158V207H157ZM54 209H55V211H54ZM102 209H104V208H102ZM110 209H111V208H110ZM112 209H114V208H112ZM143 209H144V211H142ZM145 209H146V211H145ZM155 209H156V208H155ZM158 209H159V208H158ZM132 210H133V209H132ZM17 211H18V216H17V215L14 216V214H16ZM27 211H28V210H27ZM42 211H43V210H42ZM102 211H103V210H102ZM150 211H151V209H150ZM24 212H26V209H25ZM28 212H29V211H28ZM34 212H35V211H34ZM37 212H38V211H37ZM37 212H36L34 215H36V214L39 213V212H38V213H37ZM44 212H45V213H44ZM44 212H43L44 214L42 213V214L44 215L43 218H45V219L47 220V218H46L45 216H47V217L49 218V214L46 215V211H44ZM89 212H90V213H89ZM124 212H125V211H124ZM124 212H123V213H124ZM142 212H143V213H142ZM144 212H145V213H144ZM3 213H4V214H3ZM29 213H31V212H29ZM29 213H28V214H29ZM88 213H89V214H88ZM106 213H107V212H106ZM127 213H128V212H126V214H127ZM87 214H88V215H87ZM101 214H102V213H101ZM110 214H111V213H110ZM118 214H119V213H118ZM152 214H153V213H152ZM154 214H155V213H154ZM29 215H30V214H29ZM29 215H27L26 217H29ZM43 215H39V216H43ZM86 215H87V216H86ZM93 215H94V214H93ZM95 215H96V214H95ZM95 215H94V216H95ZM127 215H128V214H127ZM135 215H137V214H135ZM30 216H32V214H31ZM39 216H38V218H39ZM96 216H97V215H96ZM104 216H105V215H104ZM104 216H103V217H104ZM112 216H114V215H112ZM148 216H149V218H148ZM176 216H177V215H176ZM180 216H181V215H180ZM14 217H16V218L19 217V218H17V220H14V219H16V218H14ZM34 217H35V216H34ZM34 217H33V218H34ZM51 217H52V218H51ZM53 217H54V218H53ZM99 217H101V216H99ZM119 217H120V216H119ZM136 217H137V216H136ZM21 218L23 219V221H22ZM29 218H30V217H29ZM29 218L26 219V220H29ZM43 218H42V220H41V217H40L39 220H38L37 218H36V219H37V221H41V224H42V221L45 220V219H43ZM92 218H93V217H92ZM116 218H117V217H116ZM116 218H115V219H116ZM157 218H158V217H157ZM0 219H1V218H0ZM19 219H21V220L19 221ZM34 219H35V218H34ZM36 219L34 220V223H35ZM101 219H102V217H101ZM131 219H132V218H131ZM9 220H10V221H9ZM86 220H87V221H86ZM106 220H107V219H106ZM112 220H113V219H112ZM117 220H118V218H117ZM154 220H155V219H154ZM154 220H153V221H154ZM181 220H182V219H181ZM1 221H0V223H1ZM8 221H9V222H8ZM30 221H33V220L30 219ZM47 221H48V220H47ZM47 221H46V222H47ZM54 221H53V222H54ZM108 221H110V220H108ZM108 221H107V222H108ZM155 221H156V220H155ZM199 221H200V220H199ZM5 222H4V223H5ZM43 222H44V221H43ZM46 222H45V224H46ZM55 222H54V223H55ZM102 222H104V220H103ZM102 222H101V223H102ZM111 222H112V221H111ZM132 222H133V221H132ZM4 223H3V225H5V226L7 227L8 224L6 225V224H4ZM18 223H16L15 225H17V226L19 227ZM21 223H20V225L22 226ZM49 223H50V222H49ZM109 223H110V222H109ZM109 223H108V224H109ZM115 223H117V222L115 221ZM115 223H113V224H115ZM36 224H37V223H36ZM51 224H52V222H51ZM51 224H50V225H51ZM58 224H60L62 227L59 226ZM105 224H106V223H105ZM134 224H135V223H134ZM134 224H133V225H134ZM1 225H2V224H1ZM1 225H0V238H3V236L1 237V234L5 232V231H3V229H4L5 226L2 225L3 227H1ZM10 225H9V226H10ZM15 225H13V226H15ZM29 225H31V224H29ZM32 225L35 226V225L33 224V222H32ZM38 225H39V227L41 226L40 223H38ZM43 225H44V223H43ZM46 225H48V224H46ZM46 225H44V226H46ZM57 225H58V226H57ZM100 225H101V224H100ZM13 226H10V227H7V228L5 227L4 230L7 229L6 232L9 233V230H10ZM17 226L13 227V228L10 230V232H11L14 228H16ZM52 226H53V224H52ZM103 226H104V225H103ZM154 226H155V225H154ZM27 227H28V226H27ZM27 227H26V228H27ZM29 227H31V226H29ZM36 227H38V226H35V227H34L35 230H36V232H40V231H37ZM39 227H38V228H39ZM58 227H61L62 230H61L60 228H58ZM136 227H135V228H136ZM2 228H3V229H2ZM46 228L49 229L50 227H47V226H46ZM138 228H136V229H138ZM8 229H9V230H8ZM21 229H23V227H21ZM30 229H31V228H30ZM32 229H33V228H32ZM41 229H44V228L41 227ZM48 229H44V230H48ZM51 229H52V228H51ZM53 229H54V227H53ZM58 229L61 230L59 233H58V231H59ZM63 229H66V230H63ZM100 229H101V228H100ZM104 229H105V228H104ZM104 229H103V230H104ZM132 229H133V228H132ZM158 229H159V228H158ZM17 230H18V229H17ZM17 230L15 229V231H17ZM44 230H43V232H44ZM148 230H149V229H148ZM1 231H3V232H1ZM27 231H28V230H27ZM33 231H34V230H33ZM48 231H50V230H48ZM104 231H105V230H104ZM153 231H154V230H153ZM158 231H159V230H158ZM6 232H5V233H6ZM18 232H19V231H18ZM36 232H35V233H36ZM53 232H54V231H53ZM91 232H94V233L92 234ZM97 232H98V231H97ZM130 232H131V231H130ZM130 232H129V233H130ZM7 233H6V234H7ZM12 233H13V231H12ZM12 233H11V234H12ZM28 233H29V232H28ZM45 233H49V232H45ZM90 233H91L92 235H90ZM101 233H102V232H101ZM11 234H10V236H11ZM20 234H21V233H20ZM36 234H37V233H36ZM49 234L52 235V230H51V232H50ZM63 234H64V235H63ZM117 234H118V233H117ZM150 234H151V233H150ZM7 235H8V234H7ZM25 235H27V234H24V236H25ZM30 235H33V233L30 234ZM44 235H45V234H44ZM46 235H47V234H46ZM50 235H49V236H50ZM53 235H52V236H53ZM99 235H100V234H99ZM115 235H116V234H114L113 236H115ZM122 235H123V234H122ZM130 235H131V234H130ZM13 236H14V233H13ZM17 236H18V235H17ZM20 236H22V234H21ZM62 236H61V235H60V237L58 236L59 238L57 237L58 239H57L56 241H59L60 239H62V238H61ZM69 236H68V237H69ZM89 236H91V238H90ZM94 236H96V235H94ZM97 236H98V235H97ZM127 236H128V235H127ZM131 236H132V235H131ZM150 236H151V235H150ZM4 237H5V236H4ZM6 237H7V236H6ZM31 237H32V236H31ZM40 237H41V236H39V238H40ZM45 237L47 238V236H45ZM45 237H44L43 239H45ZM50 237H51V236H50ZM98 237H101V236H98ZM105 237H106V236H105ZM120 237H121V235H120ZM16 238H17V237H16ZM18 238H19V237H18ZM20 238H21V237H20ZM23 238H24V237H23ZM25 238H26V237H25ZM52 238H54V237H52ZM93 238H94V239H93ZM107 238H108V237H107ZM112 238H113V237H112ZM130 238H131V237H130ZM149 238H151V237H149ZM9 239H10V238H8V241H9ZM11 239H12V238H11ZM54 239H56V238H54ZM63 239H64V238H63ZM92 239H93V240H92ZM119 239H120V238H119ZM4 240H6V242H8L6 238H5ZM22 240H23V239H22ZM91 240H92V241H91ZM95 240L98 241L97 243L95 242L96 244L94 243ZM105 240H106V239H105ZM132 240H133V238H132ZM14 241H15V240H13V242H14ZM16 241H18V239H17ZM25 241H26V240H25ZM90 241L93 242V243L91 244ZM109 241H110V240L108 239V242H109ZM114 241H115V240H114ZM122 241H123V240H122ZM127 241H128V240H127ZM127 241H126V242H127ZM10 242L12 243V241H10ZM59 242H60V241H59ZM112 242H113V241H112ZM117 242H118V241H117ZM119 242H120V241H119ZM126 242H125V243H126ZM129 242H130V243H133V241H132V242L129 241ZM8 243H9V242H8ZM11 243H10V244H11ZM23 243H24V242H23ZM57 243H58V242H55L56 245L59 244V243H58V244H57ZM60 243H61V242H60ZM104 243H105V242H104ZM109 243H111V241H110ZM113 243H114V242H113ZM23 245H25V244H23ZM112 245H113V244H112ZM116 245H117V244H115V246H116ZM123 245H124V244H123ZM128 245H129V244H128ZM8 246H9V245H8ZM59 246H62V244L59 245ZM87 246H88V247H87ZM110 246H111V245H110ZM110 246H106V248H107V247H110ZM118 246H119V245H118ZM93 247H94V246H93ZM95 247H97V246H95ZM103 247H104V246H103ZM103 247L101 246V249H102ZM111 247H112V246H111ZM125 247H126V246H125ZM128 247H129V246H128ZM130 247H129V248H130ZM132 247H131V248H132ZM138 247H137V248H138ZM58 248H59V247H58ZM83 248H84V249H83ZM98 248H99V246H98ZM120 248H121V247H120ZM129 248H128V249H129ZM93 249H94V248H93ZM95 249H96V248H95ZM101 249H100V250H101ZM112 249H115V248H112ZM45 250H46V249H45ZM56 250H57V247H56ZM73 250H74V249H73ZM100 250H98V251H100ZM115 250H116V249H115ZM130 250H131V249H130ZM132 250H134V248H133ZM132 250H131V251H132ZM24 251H25V250H24ZM41 251H42V252H40V253H43L44 250H41ZM46 251H47V252H45L44 254L49 253V252H48L49 249L46 250ZM70 251H71V250L69 249L68 253H69ZM88 251H90V250L88 249ZM128 251H129V250H128ZM52 252H53V251H50V256H51V257H52V255H51ZM91 252H92V251H91ZM129 252H130V251H129ZM38 253H39V252H38ZM40 253H39L38 255H40ZM70 253H71V252H70ZM75 253H76V252H75ZM82 253H83V252H82ZM82 253H79L81 257H82V255H84V254H82ZM93 253H94V251H93ZM96 253H97V252H96ZM126 253H127V251H126ZM28 254H29V252H28ZM34 254H36V253H34ZM34 254H30V255H31V256L33 255V256H34ZM44 254H42V256H43ZM79 254H78V255H79ZM88 254H89V252H88ZM88 254H87V255H88ZM90 254H91V253H90ZM124 254H125V253H124ZM144 254H145V253H144ZM24 255H26V254H24ZM87 255H86V256H87ZM96 255H97V254H96ZM133 255H134V256H133ZM145 255H146V254H145ZM145 255H144V256H145ZM36 256H37V254H36ZM48 256H49V254H47V258H49ZM74 256L77 257L76 255H74ZM74 256H72V257H74ZM80 256H79V257H80ZM84 256H85V255H84ZM84 256H83V257H84ZM88 256H89V255H88ZM101 256H102V255H101ZM138 256H139V257H138ZM146 256H147V255H146ZM148 256H150V255H148ZM75 257H74V258H75ZM91 257H92V254H91ZM93 257H95V256H93ZM97 257H98V256H97ZM97 257H96V258H97ZM130 257H131V258H130ZM133 257H134V261L132 260ZM137 257H138V258H137ZM141 257H142V255H141ZM151 257H152V256H151ZM29 258H30V257H29ZM42 258H43V257H42ZM85 258H86V257H84V260L87 261L88 258H86V259H85ZM98 258H100V257H98ZM117 258H118V257H117ZM119 258H120V257H119ZM129 258H130V259H129ZM23 259H26V258L23 257ZM23 259H22V258L19 259L21 263H22V261L24 262ZM44 259H45V258H44ZM78 259H79V258H78ZM78 259H77V261L80 262V259H79V260H78ZM89 259H91V258H89ZM124 259H123V260H124ZM142 259H143V258H142ZM142 259H141V260H142ZM144 259L147 260V258H144ZM21 260H22V261H21ZM84 260H83L82 262H84ZM93 260H95V258H93ZM97 260H98V259H96V261H97ZM126 260H125V261H126ZM146 260H145V262H147ZM62 261H63V260L60 261V262H61L60 264H63ZM75 261H76V260H75ZM75 261H74V262H75ZM96 261H94L93 263L95 264ZM98 261H100V260H98ZM112 261H113V260H112ZM115 261H118V259L115 260ZM119 261H120V260H119ZM143 261H144V260H143ZM148 261H149V260H148ZM18 262H19V261H18ZM63 262H64V261H63ZM79 262H78V263H79ZM82 262H81V264H83ZM91 262H92V260H90V263H91ZM122 262H123V261L121 260L120 263H119V262H118V263L121 264ZM149 262H150V261H149ZM45 263H47V262H45ZM75 263H76V262H75ZM85 263H86V262H85ZM88 263H89V261H88ZM98 263H99V262H98ZM112 263H114V262H112ZM115 263H116V262H115ZM118 263H117V264H118ZM123 263H125V262H123ZM127 263H128V264H131V263H129V262H127ZM127 263H125V264H127ZM147 263H148V262H147ZM147 263H145V264H147ZM17 264H19V263H17ZM43 264H44V263H43ZM48 264H49V263H48ZM51 264H52V263H51ZM68 264H69V263H68ZM105 264H106V263H105ZM108 264H109V263H108ZM139 264H143V263L140 262ZM191 264H193V263H191Z\"/></svg>",
	"mask_w": 264,
	"mask_h": 264
}]
</instances>
